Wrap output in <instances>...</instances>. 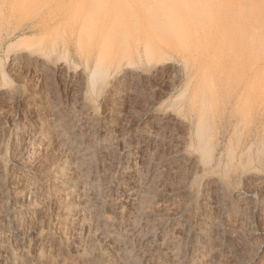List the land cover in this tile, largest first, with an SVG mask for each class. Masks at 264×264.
Segmentation results:
<instances>
[{
    "label": "bare ground",
    "instance_id": "obj_1",
    "mask_svg": "<svg viewBox=\"0 0 264 264\" xmlns=\"http://www.w3.org/2000/svg\"><path fill=\"white\" fill-rule=\"evenodd\" d=\"M1 3L4 5L5 4V1L6 0H0ZM54 3L56 8L59 9V11L64 15V18H62V20L59 23L57 29L54 31L55 35L52 36V37H49L48 41L49 43H51V45L54 44V42L56 41V39H58L60 37V34L59 33V29H62L64 32H67L68 33V43L69 41L73 43V45H75L76 47V50L85 58V59H89V58H93V61H92V64L93 66H91L92 68V77L89 76H86L87 78L91 77V80H90V85H91V89H93L92 91H94L95 89H99L98 90V93L100 92V87L101 85H103V82H105V79L107 77H109V72L111 69H115V68H120V76L118 78H116L115 80H112L108 86L106 87L107 90H106V95L107 97L114 91L116 90V88H118V86L121 85V88L124 86L126 87V85H129L130 87V83L131 81H133V79H138V80H142V79H147L148 77L150 76H153L154 78L159 76L160 74L164 73L166 70L168 69H171L173 71H177V66L176 64H172L171 62H169L172 58L174 59V57H172L170 60H168V57L169 56H173V55H177V56H181L183 58V61H185L187 64H191L193 65L192 67L195 69H197V73H198V83L196 84V86H194V88H192V90L190 91L191 92V99H190V103H191V106L193 108H195L197 111H198V122L196 125H198V129H197V137H198V144H199V152L196 154V153H191L190 155H188V151H190L192 149V145L190 143V138L189 137V141H183V144L181 145L182 141L180 142V145L179 147H181L179 149V151H177V149L179 148H176L175 151H177L178 155H182V158L184 155H188L187 157V163L189 162V165L190 167L193 166L195 167L194 168V174L190 172V174L192 175H195V173L197 172H200V170H203L205 167L204 165H208L209 163L207 161H209L208 158L209 154L207 155V153H210L207 152V145H208V137L210 135V133L208 132L209 130V127H212L210 126L213 121L212 120V116L214 114V107H215V99H221V98H218L217 95L218 94V90L220 88H223V89H226V87L228 86V84L230 83V79L232 78V76L234 75L238 84H239V88H240V91H241V95L240 97L238 98L237 100V104H236V108H235V113H236V116H234L235 118L237 117V126L235 128L233 121L231 122L230 120L231 119H234L231 118L235 113H233L232 111H230V114L232 116H230V119L228 118V120L233 124V128H235V135L236 136L237 134L239 135V133H241L243 130V127L245 128V124L246 121L250 120V119H253L255 115H263L264 114V0H13L11 5H10V9L13 11V10H28L30 8L32 9H38L41 8L43 9L42 7L46 6L48 3ZM5 6V5H4ZM51 6V5H50ZM3 8V7H2ZM1 8V9H2ZM6 10V9H5ZM37 10V11H38ZM49 10V9H48ZM40 11V10H39ZM3 12V11H1ZM0 12V13H1ZM8 12V11H7ZM36 13V11H35ZM3 14V13H2ZM45 14V13H44ZM51 15V14H50ZM54 15V14H53ZM52 15V16H53ZM61 16V15H60ZM2 17V16H1ZM52 18V17H51ZM50 18V20H51ZM48 19V18H47ZM1 21V20H0ZM46 21V20H45ZM53 21V20H52ZM2 22V21H1ZM48 22V21H47ZM8 23V22H7ZM45 23V22H44ZM45 29V27H44ZM1 30V29H0ZM62 30H61V33H62ZM42 31V30H41ZM46 31V30H45ZM1 32V31H0ZM39 32V31H38ZM15 33V32H14ZM32 33V32H31ZM40 33V32H39ZM16 34V33H15ZM16 36V35H15ZM10 38V37H9ZM35 38V37H33ZM39 37L35 38V42L33 40L34 43H36V40L38 39ZM22 39H25V38H22ZM45 39V38H44ZM16 40V38L14 39ZM21 40V39H20ZM19 41H17L18 44H15V47H18L19 45ZM59 40V39H58ZM1 41V40H0ZM25 41V40H24ZM44 41V40H43ZM15 42V41H14ZM21 42H23L21 40ZM26 42V41H25ZM28 42V41H27ZM26 42V43H27ZM8 43V42H7ZM33 43V44H34ZM6 44V43H4ZM3 44V45H4ZM12 44H14L12 42ZM23 44V43H22ZM40 44V43H39ZM42 44V43H41ZM26 45V44H25ZM25 45H23L22 47H24ZM8 46V45H7ZM13 46V45H12ZM34 46V45H33ZM41 46V45H38V47ZM58 46V45H57ZM6 47V46H5ZM72 47V46H71ZM74 47V46H73ZM8 48V47H6ZM11 48V47H10ZM55 48V47H54ZM5 49V48H4ZM13 49V50H14ZM19 49V47L17 48ZM30 50H26V51H23V52H19L18 54H10L9 52V57H7V54L6 52H4V54H6L5 57L9 58L8 60H10V62L12 64H14V62H18V60H21V62L23 61H31L32 63L35 62L37 64V66H40L41 68L45 69L46 71H53V72H61L60 74H62V72H64V70H66L65 68L68 67V62H64V60L62 61V56L61 55V61H58V62H54V59L52 57L55 56L54 53H52V57L50 55V53L48 52L49 50H44L42 48H39V49H31V46L29 48ZM66 49V48H65ZM6 50V49H5ZM51 50V49H50ZM4 51V50H3ZM10 51V50H8ZM58 51H61V49ZM57 51V52H58ZM74 51V50H73ZM55 52V50H54ZM1 53V52H0ZM3 53V52H2ZM17 53V52H16ZM61 53V52H59ZM68 53V51L66 52ZM66 53H64L65 55H67ZM70 57V56H69ZM68 59V57H66ZM64 58V59H66ZM60 59V57H59ZM176 59V58H175ZM174 59V60H175ZM71 60H73L71 58ZM179 60V59H178ZM7 61V59H6ZM80 61V60H79ZM9 62V61H8ZM7 62V64H8ZM20 62V63H21ZM72 62V61H71ZM70 62V63H71ZM78 62V61H77ZM178 62V61H177ZM1 63V62H0ZM19 63V64H20ZM34 63V64H35ZM81 63V61L79 62ZM84 63V62H83ZM142 63H144L143 65L145 66H151V68H149V71H151L150 74H147L146 72V67L145 66H142ZM24 64V63H23ZM21 64V65H23ZM26 64V63H25ZM28 64V63H27ZM35 64V66H36ZM82 64V63H81ZM185 64V63H183ZM185 64V65H187ZM16 65V64H15ZM29 66L31 65L30 62L28 64ZM28 65L27 68H28ZM67 65V66H66ZM73 65V64H72ZM71 65V66H72ZM75 65V64H74ZM177 65H180L181 64H177ZM185 65L183 67H185ZM7 66V65H6ZM13 66V65H12ZM25 66V67H26ZM85 66V65H84ZM189 66V65H187ZM2 67V65H1ZM9 67V66H8ZM7 67V68H8ZM24 66H22V68H20V71L23 69ZM33 67V65L31 66ZM39 67V68H40ZM183 67H181L182 69H184ZM36 68V67H34ZM187 68V67H185ZM9 69V68H8ZM6 69V71L8 70ZM14 69H17V68H14ZM19 69V68H18ZM33 69V68H32ZM37 69V68H36ZM81 69V68H80ZM85 69V68H84ZM151 69V70H150ZM195 69V70H196ZM2 70V69H0ZM29 71V68L27 69ZM40 70V69H39ZM71 70L72 67H71ZM71 70L69 72H71ZM170 70V71H171ZM187 70V69H186ZM11 71V70H10ZM35 71V69H34ZM38 71V70H37ZM36 71V72H37ZM78 71V70H77ZM76 71V72H77ZM112 71V70H111ZM169 71V72H170ZM173 71H172V75H173ZM182 71V70H181ZM180 71V72H181ZM13 71H11L12 73ZM16 72V71H15ZM14 72V73H15ZM19 72V70H18ZM22 72V71H21ZM32 72V71H31ZM41 72H44L43 70ZM53 72H49V74L53 73ZM178 72V71H177ZM177 72H176V76L177 75ZM183 72V71H182ZM3 73V72H1ZM8 73V71H7ZM17 73V72H16ZM24 73V72H23ZM23 73L21 75H23ZM46 74V72H44ZM66 72H64L65 74ZM72 73V72H71ZM86 73V72H85ZM113 73V72H112ZM116 73V72H115ZM189 73V72H188ZM193 73V72H192ZM10 74V72H9ZM8 74V75H9ZM33 74V73H32ZM48 74V75H49ZM54 74V73H53ZM69 74V73H68ZM76 74V73H75ZM78 74V73H77ZM83 74V73H82ZM80 72L78 75H82ZM166 74V73H164ZM164 74L162 75L163 78H164ZM169 74V73H168ZM175 74V72H174ZM184 74V73H183ZM195 74V73H194ZM2 75V74H1ZM4 75V74H3ZM13 75V74H12ZM16 75V74H15ZM13 75V76H15ZM20 75V76H21ZM39 75V74H38ZM42 77L43 78V73H41ZM63 75V74H62ZM70 75V74H69ZM116 75V74H115ZM171 75V73H170ZM190 76V74H188ZM197 75V74H195ZM11 76V75H10ZM11 76V77H13ZM19 76V75H18ZM19 76V77H20ZM26 76V75H25ZM24 76V77H25ZM60 76V75H59ZM66 76V75H65ZM76 77V75H74ZM112 76V74H111ZM162 76H159L160 78ZM182 76V74H181ZM17 77V76H16ZM61 77V76H60ZM69 77V76H68ZM72 77V76H71ZM74 77V78H75ZM85 77V76H83ZM174 77V76H173ZM172 77V78H173ZM183 77V76H182ZM182 77H181V81H182ZM2 78V77H1ZM0 78V79H1ZM22 78V77H21ZM47 78V77H46ZM45 78V79H46ZM48 78H51V75L48 77ZM53 78V77H52ZM63 78H64V75H63ZM70 78V77H69ZM68 78V79H69ZM73 78V77H72ZM73 78V80H74ZM171 78V79H172ZM16 79V78H14ZM57 79V78H56ZM86 79V78H85ZM88 79V80H89ZM162 79V78H161ZM166 79V78H165ZM170 79V77H169ZM168 79V80H169ZM175 79V78H173ZM172 79L171 82H173L174 80ZM20 80V78L18 79ZM17 80V81H18ZM23 80V79H22ZM108 80V79H107ZM156 80V79H155ZM154 80V82H155ZM159 80V79H157ZM156 80V81H157ZM164 80V79H163ZM180 80V79H178ZM178 80H177V83H178ZM193 80V79H192ZM216 80H218L219 83L216 84ZM232 80V79H231ZM16 81V80H14ZM41 81V80H40ZM47 81V80H46ZM46 81H44L46 83ZM60 81V80H59ZM72 81V80H71ZM148 81V80H147ZM191 81V80H190ZM195 81V80H194ZM24 82V80H23ZM51 82V80H50ZM54 82V81H53ZM62 82V81H61ZM82 82H85L82 80ZM87 82V81H86ZM85 82V83H86ZM137 82V81H136ZM135 82V83H136ZM146 82V81H144ZM159 82V81H158ZM167 82V81H166ZM176 82V81H175ZM186 82V81H185ZM6 83V82H4ZM22 83V82H21ZM28 83V82H27ZM79 83H81V80L79 81ZM89 83V82H87ZM86 83V84H87ZM134 81H133V86H135L134 84ZM141 83V82H140ZM161 83V81H160ZM168 83V82H167ZM170 83V82H169ZM168 83V84H169ZM184 83V82H183ZM73 84V83H72ZM76 84H77V81H76ZM148 84V83H147ZM146 84V86H148ZM152 84V82H151ZM150 84V85H151ZM158 84V83H157ZM155 83V85H157ZM167 84V85H168ZM171 84V83H170ZM189 84H192V82ZM8 85V84H7ZM30 85V84H29ZM48 85V84H47ZM47 85L46 88L48 87ZM52 85V84H51ZM55 85V84H54ZM71 85V84H70ZM78 85V84H77ZM131 85V86H132ZM138 85V83L136 84ZM142 85V84H141ZM149 85V87H150ZM154 85V86H155ZM162 85H164L162 83ZM174 85V83H173ZM183 85V84H182ZM233 85V83H232ZM27 86V85H26ZM44 86V85H43ZM81 86V84H80ZM82 86H85L84 83H82ZM81 88L85 89L86 90V87H82ZM132 86V88H133ZM143 86V85H142ZM160 88L162 87L161 84L159 85ZM166 86V85H165ZM169 86V85H168ZM189 85H187L185 88L187 89V91L189 90L187 87ZM218 86V87H217ZM137 87V86H136ZM135 87V88H136ZM139 87V85H138ZM137 87V88H138ZM167 87V86H166ZM172 87V88H171ZM179 87V86H178ZM182 87V86H181ZM19 88L20 90V87L19 85H16V86H12L11 88H3L0 90V98L1 97H7L9 96L11 93L17 91V89ZM44 88V87H43ZM76 88V86H75ZM78 88V87H77ZM80 88V87H79ZM78 88V89H79ZM127 88V87H126ZM141 88V86L139 87ZM138 88V89H139ZM183 88V87H182ZM181 88V89H182ZM219 88V89H218ZM238 88V87H237ZM236 88V89H237ZM238 88V89H239ZM29 89V88H28ZM39 89V88H38ZM82 89H79L80 91H83ZM137 89V90H138ZM147 89V88H146ZM151 89V87H150ZM165 89V88H164ZM169 89V88H168ZM170 89H173V86H170ZM169 89V90H170ZM186 89H182L181 91H185ZM222 89V90H223ZM35 90V89H34ZM40 90V89H39ZM46 90V89H45ZM48 90V89H47ZM50 90V89H49ZM57 90V88H56ZM78 90V91H79ZM97 90H95L96 92L94 94L97 93ZM120 90V89H119ZM122 90V89H121ZM124 90V88H123ZM134 90V88L132 89V91ZM135 90V92L137 91ZM155 90V89H153ZM152 89L151 91L154 92ZM158 90V89H157ZM168 90V91H169ZM177 90V89H175ZM229 90V89H228ZM234 90V89H233ZM31 91V90H30ZM74 91V90H73ZM130 91H131V88H130ZM128 91V92H130ZM131 91V92H132ZM140 91V90H139ZM160 91V90H158ZM157 91V92H158ZM163 91V90H162ZM172 91V90H171ZM180 91V90H179ZM185 91V92H187ZM238 91V90H237ZM240 91H238L236 94L240 93ZM19 92V91H18ZM21 92V91H20ZM41 92V91H40ZM103 92H105L103 90ZM127 92V91H126ZM134 92V93H135ZM151 92V93H152ZM174 92V91H173ZM185 92H184V95H185ZM23 93V92H22ZM54 93V91H53ZM72 93V92H71ZM75 93V92H74ZM77 93V92H76ZM79 93V92H78ZM89 93V92H88ZM93 93V92H92ZM121 93V92H119ZM125 93V92H123ZM144 93V92H143ZM148 93V92H147ZM159 93V92H158ZM165 93V92H164ZM163 93V94H164ZM166 93H167V89H166ZM165 93V95H166ZM43 94V93H42ZM41 94V95H42ZM46 94V93H45ZM52 94V92H51ZM59 94V93H58ZM116 94H118L117 92L115 93V96ZM122 94V93H121ZM131 96L134 95L133 92L130 93ZM138 94V92H137ZM161 94V92H160ZM159 94V96H160ZM224 94V93H223ZM235 96L233 95L234 98H236V95ZM20 95V94H18ZM44 95V94H43ZM55 95V93H54ZM73 95V94H72ZM80 95V93H79ZM78 95V96H79ZM88 95V94H87ZM119 95V94H118ZM127 95V94H126ZM140 95V94H139ZM143 95V94H142ZM150 95V94H149ZM153 95V94H152ZM156 95V94H155ZM154 95V96H155ZM173 95V94H172ZM180 95V93H179ZM183 95V94H182ZM182 95H180V97L182 98ZM183 95V97H184ZM188 95V93L186 94ZM190 95V94H189ZM25 96V94H24ZM32 96V95H31ZM60 96V95H59ZM96 96V95H95ZM101 96V94L99 93L96 97H99ZM104 96V94H103ZM102 96V97H103ZM121 96V95H120ZM119 96V97H120ZM129 96V95H128ZM127 96V97H128ZM131 96H129L128 98H132ZM153 96V98H154ZM158 96V97H159ZM168 96V95H167ZM229 96V95H228ZM230 96H231V93H230ZM20 97V96H19ZM26 97V96H25ZM41 96L39 95V98ZM43 97V96H42ZM52 97V96H51ZM82 97V96H81ZM81 97L79 98L81 100ZM86 97V96H85ZM88 97V96H87ZM101 97V99H102ZM111 97V95H110ZM113 97V95H112ZM111 97V98H112ZM123 97V95H122ZM134 97V96H133ZM140 97V96H139ZM172 97V96H171ZM175 97H176V93H175ZM178 97V96H177ZM175 98L178 102L181 101V98ZM232 97V99H233ZM11 98V97H10ZM9 98V99H10ZM16 98V97H15ZM24 98V97H23ZM30 98V97H29ZM28 98V100H29ZM46 98V96L44 97ZM54 98V97H53ZM56 98V97H55ZM58 98V97H57ZM62 98V97H60ZM64 98V97H63ZM76 99L77 98V95L76 97H74ZM90 98V97H89ZM106 98V97H105ZM109 98V97H108ZM110 98V99H111ZM125 98V96L123 97ZM159 98H164L163 96L162 97H159ZM185 98V97H184ZM8 99V100H9ZM12 99V98H11ZM42 99V98H41ZM67 99V98H65ZM75 99V100H76ZM92 99V98H91ZM100 99V98H99ZM110 99L108 102H110ZM114 99V98H113ZM112 99V101H113ZM116 99V98H115ZM114 99V100H115ZM126 99V98H125ZM124 99V100H125ZM136 99V98H135ZM139 99V98H138ZM144 99V97H143ZM174 99V98H173ZM180 99V100H179ZM183 99V98H182ZM216 99V100H217ZM1 100V99H0ZM4 100V99H3ZM14 100V99H13ZM30 100H32L30 98ZM43 100V99H42ZM52 100L54 99H51V104H53L54 107H56L58 109V114L61 115L60 116V119L62 118L63 120L65 119V117H68V113H70L68 111L67 108H62V107H59L55 104L56 102H53L52 103ZM56 100H61V99H56ZM74 100V101H75ZM78 100V101H80ZM83 100V99H82ZM106 100V99H105ZM108 100V99H107ZM119 100V99H118ZM126 100H129V99H126ZM149 100V99H148ZM157 100V98H156ZM155 100V102H156ZM175 100V101H176ZM5 101V100H4ZM22 101V100H21ZM26 101V100H25ZM36 101H40V100H36ZM44 102L46 100H43ZM49 101V100H47ZM77 101V100H76ZM77 101V102H78ZM84 101V100H83ZM183 101V100H182ZM187 101V100H186ZM189 101V100H188ZM218 101V100H217ZM223 101V100H222ZM221 101V102H222ZM229 101V99H228ZM232 101H236V100H232ZM7 102V101H6ZM10 104L11 105V101L9 100ZM16 102V100H15ZM87 102V100H86ZM91 102V101H90ZM101 102V105H102V101ZM107 102V103H108ZM132 102V101H131ZM147 102V100H146ZM160 102V101H159ZM220 102V101H219ZM19 103V102H18ZM43 103V102H42ZM47 103V102H46ZM45 103V105H47ZM49 103V104H50ZM60 104H62L63 102H59ZM58 103V105H59ZM73 102H71V105H72ZM79 103V102H78ZM83 102H81L82 104ZM114 103V102H113ZM112 103V104H113ZM140 103V102H139ZM153 104L154 101L152 102ZM151 103V104H152ZM172 103V102H171ZM175 102L173 101V104ZM226 103V102H225ZM236 103V102H235ZM17 104V103H16ZM20 104V103H19ZM23 104V103H22ZM26 104V103H25ZM30 106L32 108L33 104L30 102ZM55 104V105H54ZM65 104V103H64ZM68 104V103H67ZM77 104V103H76ZM81 104H79V106H81ZM104 104L106 105V102H104ZM135 104V103H134ZM147 104V103H146ZM152 104V105H153ZM157 104V103H156ZM176 104V103H175ZM180 104V103H179ZM182 104V103H181ZM215 104V105H214ZM230 104V102H229ZM4 103L1 105L2 107L1 108H4L3 107ZM13 105V103H12ZM11 105V106H12ZM63 105V104H62ZM84 105V104H83ZM86 105V104H85ZM87 105H90V104H87ZM123 105V104H122ZM151 105V107H152ZM159 105V104H158ZM220 105V103H219ZM222 105V104H221ZM221 105L219 107H221ZM10 106V107H11ZM25 106V105H23ZM27 106V105H26ZM29 106V105H28ZM42 106V105H41ZM49 106V105H48ZM61 106V105H60ZM74 105H72V108ZM93 105H91V108H92ZM109 104H108V109L109 108ZM116 106V105H115ZM131 106V105H130ZM169 106V105H168ZM177 106V105H176ZM184 105H182V108ZM187 106V105H186ZM230 105H228L229 107ZM232 106V105H231ZM230 106V107H231ZM235 106V104H234ZM13 107V106H12ZM47 107V106H46ZM66 107V104L65 106ZM68 107V106H67ZM78 107V105H77ZM85 107V106H84ZM104 106L101 107V109L103 108ZM117 107V106H116ZM115 107V108H116ZM9 107H5L4 109L0 110V121L2 120H5L7 122H11L13 123V125L16 127V129H20L22 128L21 126V122L19 120H16L14 121L13 119H11V116L12 114L10 113V109H8ZM22 108V107H21ZM20 108V109H21ZM24 108V107H23ZM35 108V107H34ZM53 108V107H52ZM50 108V109H52ZM83 108V106H82ZM118 108V107H117ZM134 108V107H133ZM164 108H167L164 107ZM173 108H176V107H173ZM232 108V107H231ZM15 109V108H14ZM13 109V110H14ZM45 109V108H44ZM55 109V108H53ZM56 109V110H57ZM81 109V107H80ZM89 109V107L87 108ZM104 109V108H103ZM153 109V108H152ZM156 109V108H155ZM169 108H167V111H168ZM227 109V108H226ZM24 111V109H22ZM27 110V108H26ZM30 110V109H28ZM32 110H34L32 108ZM31 110V112H32ZM47 110V109H46ZM72 110V109H70ZM75 110H77L76 108L73 110L74 112H76ZM83 110H85V108H83ZM106 110V109H105ZM179 110L180 108L178 109V113H179ZM218 110V108H217ZM224 110V109H223ZM232 110V109H231ZM15 111V110H14ZM38 111V110H37ZM52 111V110H51ZM78 111V110H77ZM86 111V110H85ZM103 111V110H102ZM108 111V110H107ZM154 111V109H153ZM228 111V110H227ZM81 112H83L81 110ZM79 112V113H81ZM117 112V111H116ZM151 112V111H150ZM174 109H171L169 110V112H166V114L164 115V120L165 122L168 124H172L174 127L175 126H178V127H185V123L178 115ZM190 112V111H189ZM216 112V111H215ZM233 114H232V113ZM20 113L23 114V112L21 111ZM25 113V111H24ZM30 113V112H29ZM37 113V112H36ZM40 113V112H39ZM50 112H48L49 114ZM53 113H55V111L53 110ZM72 113V112H71ZM77 113V112H76ZM75 113V114H76ZM84 113V112H83ZM86 113H90V112H86ZM115 113V112H114ZM113 113V114H114ZM165 113V112H164ZM193 113V112H192ZM216 113H219V112H216ZM215 113V114H216ZM26 114V113H25ZM34 114V113H33ZM43 114V113H42ZM56 114V113H55ZM104 114V113H103ZM126 114V113H124ZM187 114V113H186ZM15 115V114H14ZM38 115V114H37ZM83 114L81 113V116ZM105 115H107L105 113ZM110 115V113H109ZM163 115V114H162ZM161 115V116H162ZM195 115V114H193ZM193 115L191 114V116L193 117ZM229 115V114H228ZM22 116V115H20ZM58 116V115H57ZM80 116V114H79ZM78 116V117H79ZM87 116V115H86ZM89 116L91 115H88L87 118H89ZM104 116V115H103ZM111 116V115H110ZM142 116V115H141ZM159 116V114H158ZM157 116V117H158ZM185 116V115H184ZM197 116V115H196ZM26 117V116H25ZM24 117V118H25ZM36 117V116H35ZM41 117V115L39 116ZM74 117V116H73ZM76 117V116H75ZM83 117V116H82ZM93 119H97L95 118L96 116H92ZM100 117V116H99ZM109 117V116H108ZM150 117V116H149ZM183 117V116H182ZM260 117V116H259ZM14 118V117H12ZM20 117H18L19 119ZM23 118V120H24ZM31 118V117H30ZM38 118V117H37ZM87 118H85L87 120ZM111 118V117H110ZM109 118V120H110ZM117 118V117H116ZM115 118V119H116ZM159 118V117H158ZM157 118V119H158ZM188 118V117H186ZM215 118V117H214ZM264 118V117H263ZM262 118V119H263ZM21 119V118H20ZM28 119V118H27ZM48 119V118H47ZM50 120H54L56 119L53 118L51 119V114H50V117H49ZM69 119V118H68ZM67 119V120H68ZM76 119V118H75ZM80 119V118H78ZM77 119V120H78ZM84 119V120H85ZM90 119V118H89ZM99 119V118H98ZM97 119V120H98ZM105 119V118H104ZM126 119V118H125ZM149 119V118H148ZM156 119V120H157ZM217 119V118H216ZM32 120V118H31ZM36 120V119H35ZM33 120V121H35ZM42 120V119H41ZM71 120V119H70ZM74 120V119H73ZM76 120V121H77ZM85 120V121H86ZM150 120V119H149ZM155 120V121H156ZM214 120V119H213ZM223 120V119H222ZM257 120V119H256ZM254 119V121H256ZM259 120V119H258ZM257 120V121H258ZM25 121V120H24ZM29 121V120H28ZM49 121V120H48ZM59 121V120H58ZM62 120H60L61 122ZM65 123L63 122L62 124L60 123V125H58V127H55L54 124L53 125H49L48 124V128L46 127V129H44L43 127H39L38 125L34 128V132H32L33 130H29L33 133L32 135V138L31 139H27L24 134H22V132L18 134L21 138V141H20V144H22L21 146V149L20 150H16V146H15V150L13 151L11 149V156L9 158V162L10 164L12 165V168L16 166V161L17 159L20 158V156L24 155V153L22 154V152H24V149L26 147V145H28V142L30 140L33 141L34 143L38 144V143H43V141H46L49 137L52 138L50 139L49 143H51V151H57L58 148L61 147L63 153H68V150L70 151V157H67L66 160L64 159H59L58 157H55V155L59 154H55V153H52L55 154L53 157L54 158H57L58 160H54V161H48L47 162L49 163V167L45 168V167H42L44 168V170H39L36 168H33L34 167V164L32 166L28 164H25V165H29V166H32L33 170H30L29 168V171L27 172L25 169H22L20 173H22L21 175L23 176L20 180V182L18 183L17 180H15L18 184H15L14 183H11L12 181H9V178L7 179V181L9 182V186H4L0 183V262L3 261L4 264H68V258L66 260V257L65 259L63 258H60V256L62 255V251L64 249H62V251H60V255H55V256H59V257H55L52 252V250H48L46 249V245L49 246L48 243L49 240L51 239L53 241V243L56 244V233H60L61 231H63V224L64 223H67L68 222V219L75 215L74 213L77 211L78 214L77 216L79 215V218H77V223L75 221V224H78L80 225L81 227H83V231L84 230H88L90 227L92 226H95V224H97L96 227H98V230L97 232L95 231V234L93 236L92 234V238H91V243L92 241H94L93 244H96L98 242L95 243V240L98 241V239L100 240V238H102L103 236H107L111 241H112V244L115 245V250L114 252H116V256L114 259H112L114 257V254L112 256V262L109 260V258L107 257L106 254L102 253L101 251L100 252H96V253H91V254H81L80 255V263L81 264H121V262H127V264H138L139 261V257L142 258L140 260H146L148 262V259H149V256L151 255L150 253H152L151 251L149 252L147 250V248H144L145 246L144 245H148L146 243H150V241L153 239L154 243H156L155 245H157L156 247L160 249L161 247V250L165 251L167 254L171 255V257L173 256V263L171 264H194L196 262H199L198 264H208V263H211V262H208L211 257H212V251L214 250L215 248V243H212V238L209 237V240L208 238L206 239V235L205 234L204 236H202V238L200 240H195L194 237H189V241H187L186 239V243L184 241L181 240V237H183L184 239V236L181 234V228L180 229H177V230H170L169 229H166V221H162V217H161V223L162 222H165V226H160L158 224H156L154 222L155 219L153 218H156V217H153L152 220H146V216H144V219L141 217V214L140 211L138 210V208H135V206L137 205L136 203V195H140L139 193L137 194V192H141L142 190H144V188L142 187L141 189V184L143 182H146V180H149L150 179H145L143 181V179L141 180L142 183L140 184L139 180V185H135L134 187H132L130 189V192L127 190V192H129L128 194H126L125 196H123L122 194V197H121V191L119 192L120 194H118L119 198L121 199L120 202H118V200H120L118 198V200L116 198L113 197V195H111L110 193L106 192L105 190H103V188L101 187V183L99 185L98 181H102L101 178L102 176H105V174L103 173L102 176L100 175V180L99 179H96L97 178V175H96V178L94 177V175L91 174V170L92 168H84L83 166V163H85L86 160H96L98 161L99 158L97 156H95L94 154L96 152L93 153V151L90 150V145H80V146H77V144H79L81 140H79L78 136L74 135L75 136H72V138L68 141V138L67 139H64L63 137L65 136V134L67 133L68 134V129H69V124L68 122H66V120H64ZM69 121V120H68ZM80 121V120H79ZM78 121V122H79ZM88 121V120H87ZM94 121V120H93ZM101 121V120H99ZM98 121V122H99ZM105 122V120H103ZM112 121V120H111ZM121 121V120H120ZM160 121V120H159ZM191 121V118L190 120ZM215 121V120H214ZM226 121V120H225ZM236 121V119H235ZM264 121V120H263ZM31 122L28 123V125L30 124L31 125ZM50 122V121H49ZM53 122V121H52ZM57 122V121H55ZM74 122V121H73ZM77 122L78 125H80L79 123ZM90 122V121H89ZM96 122V120H95ZM97 122V123H98ZM103 122V123H104ZM108 122V121H107ZM146 122V121H145ZM149 122V121H148ZM163 122V121H161ZM165 122H164V125H165ZM196 122V121H195ZM216 122V121H215ZM229 122V123H230ZM252 122V121H251ZM4 125V122H2ZM10 123V124H11ZM25 123V122H24ZM35 123L37 124V122L35 121ZM40 122H38L39 124ZM45 124V122H43ZM81 123V122H80ZM87 122H85L86 124ZM102 123V122H101ZM150 123V122H149ZM154 123V122H153ZM157 124L158 121L156 122ZM155 123V124H156ZM228 123V122H227ZM250 123V122H249ZM248 123V124H249ZM261 123V122H260ZM1 124V123H0ZM23 124V123H22ZM34 124V122H33ZM34 124V125H36ZM41 124V123H40ZM59 124V123H57ZM91 124V122H90ZM93 124V123H92ZM96 124V123H95ZM99 124V123H98ZM97 124V125H98ZM108 124V123H107ZM121 124V123H120ZM253 124V123H252ZM257 124V123H255ZM1 125V127H2ZM9 125V124H7ZM12 125V126H13ZM43 125V124H42ZM73 125V124H72ZM88 125V124H87ZM105 125V124H104ZM114 125V124H113ZM111 126V128H113L114 126ZM116 125H118L116 123ZM115 125V126H116ZM147 125V123H146ZM145 125V126H146ZM160 125V124H159ZM163 124H161L162 126ZM163 125V126H164ZM191 125V124H190ZM189 125V126H190ZM195 125V124H194ZM231 125V124H230ZM229 125V126H230ZM254 125V124H253ZM262 125V124H261ZM96 126V125H95ZM101 126V125H100ZM151 126V125H150ZM158 126V125H157ZM156 126V128H157ZM172 126V127H173ZM193 126V125H192ZM232 126V125H231ZM25 127V125L23 126ZM76 127V125H75ZM78 127V126H77ZM147 127V126H146ZM149 127V126H148ZM188 127V126H187ZM186 127L187 130H189L188 128ZM248 126L246 125V128ZM253 127L254 129V126L251 125L250 129ZM258 127L259 130H261L259 128V126H256ZM6 128V127H5ZM11 128V127H10ZM13 128V127H12ZM73 128V127H72ZM83 128H84V124H83ZM144 128V126H143ZM162 128V127H161ZM168 127H166L167 129ZM232 128V130H233ZM7 131L4 132V136H8L9 135V131H8V127L6 128ZM5 129V130H6ZM15 129V130H16ZM80 129V128H79ZM109 129V128H108ZM116 129V128H115ZM147 129V128H146ZM150 129V128H149ZM154 129V128H153ZM151 129V130H153ZM159 129V127H158ZM163 129V128H162ZM166 129H163V130H166ZM169 129V128H168ZM179 129V128H178ZM191 129V128H190ZM195 129H196V126H195ZM211 129V128H210ZM228 129V128H227ZM25 130V128L23 129ZM70 130V129H69ZM96 130V129H95ZM94 130V131H95ZM103 130V129H102ZM105 130V129H104ZM133 130V129H132ZM142 130V128H141ZM144 130V129H143ZM156 131V129H154ZM170 130V129H169ZM174 130V129H172ZM171 130V131H172ZM215 130V129H214ZM214 130L211 129V131L214 132ZM230 130V129H229ZM228 132H231V135H232V131H229ZM245 130V129H244ZM258 130V131H259ZM1 131V130H0ZM22 131V129H21ZM73 131V129H72ZM71 131V133H72ZM80 131V130H79ZM84 131V130H83ZM82 131V132H83ZM92 131V130H91ZM99 131V130H98ZM101 131V130H100ZM99 131V132H100ZM126 131V130H125ZM154 131V133H155ZM158 131V130H157ZM162 131V130H161ZM167 131V130H166ZM166 131H164V133L166 134ZM180 131V130H179ZM184 131V130H183ZM219 131V130H218ZM252 131V130H251ZM257 131V129H256ZM263 131V130H262ZM16 132V131H15ZM25 132V131H24ZM27 132V131H26ZM78 132V131H77ZM76 132V133H77ZM102 132V131H101ZM128 131L126 132H123V133H127ZM130 132V130H129ZM134 132V131H132ZM140 132V131H139ZM169 132V131H168ZM177 132V131H176ZM188 132V131H187ZM190 132V131H189ZM193 132H194V127H193ZM196 132V131H195ZM254 132V131H253ZM252 132V133H253ZM1 133V132H0ZM13 133V131H12ZM28 133V132H27ZM30 133V132H29ZM28 133V134H29ZM70 133V134H71ZM93 133V132H92ZM91 133V134H92ZM104 133V132H103ZM116 133H119L118 131H116ZM115 133V135H116ZM144 133V132H142ZM149 133V132H148ZM147 133V134H148ZM151 131H150V135L151 136ZM157 133V132H156ZM155 133V134H156ZM161 133V132H160ZM163 133V134H164ZM170 133V132H169ZM172 134H175V132H171ZM186 132H181V135H185ZM219 133V132H218ZM246 133V132H245ZM251 133V134H252ZM15 135H17L16 133H14ZM13 134V136H14ZM31 134V133H30ZM89 134V133H88ZM102 134V133H101ZM114 134V133H113ZM112 134V135H113ZM133 134V133H132ZM138 135V133H136ZM141 134V132H140ZM146 134V135H147ZM159 134V133H158ZM162 134V135H163ZM164 134V135H165ZM178 134V132H177ZM176 134V138L180 136V134L177 135ZM196 134V133H194ZM250 134V133H249ZM17 135V136H18ZM26 135V134H25ZM69 135V134H68ZM73 135V134H72ZM80 135H82V133L80 132ZM87 135V134H86ZM90 135V134H89ZM124 135V134H123ZM123 135H116L115 137V146H122L123 143H125L123 141L124 138ZM127 135V134H126ZM128 135L130 136L131 134L128 133ZM127 135V136H128ZM153 135V134H152ZM161 135V134H160ZM168 135V134H167ZM166 135V136H167ZM170 135V134H169ZM213 135V133H212ZM211 135V136H212ZM227 135H230V133H228ZM243 135V138H242V141L243 143L246 142L247 139L250 140V137L251 136H247L246 134L242 133ZM242 135H239L242 136ZM253 135H256V134H253ZM258 135V134H257ZM29 136V135H28ZM84 136V135H83ZM88 136V135H87ZM96 136V135H95ZM126 136V137H127ZM141 136V135H140ZM148 136V137H149ZM216 136V135H215ZM220 136V134H219ZM259 136H261L260 132H259ZM3 136L0 137V139L2 138ZM30 137V136H29ZM92 137V136H91ZM111 137V135L109 136ZM109 137H107L108 139H110ZM125 137V136H124ZM136 137V136H135ZM139 137V136H138ZM158 137V136H157ZM165 137V136H164ZM169 137V136H168ZM167 137V138H168ZM185 137V136H184ZM187 137V136H186ZM185 137V138H186ZM214 137V136H212ZM210 137V139L212 138ZM227 137V136H226ZM233 137V136H230V138ZM238 137V138H239ZM256 137V136H255ZM13 138V137H12ZM15 138V137H14ZM83 138V137H82ZM88 138V137H87ZM95 138V137H94ZM145 138V136H144ZM163 138V137H162ZM173 137H171L172 139ZM175 138V137H174ZM173 138V139H174ZM234 139H237L236 137H233ZM252 138V137H251ZM261 138V137H260ZM63 139L65 140V143L63 142ZM102 139V138H101ZM104 139V138H103ZM107 139V140H108ZM149 139V138H148ZM151 139V138H150ZM156 139V138H154ZM158 139V138H157ZM166 139V138H164ZM163 139V140H164ZM170 139V137H169ZM168 139V140H169ZM170 139V140H171ZM180 141V137L178 138ZM181 139H182V136H181ZM194 139V137H193ZM209 139V140H210ZM213 139V138H212ZM227 139V138H226ZM233 139V140H234ZM255 139V138H253ZM257 139V138H256ZM15 140V139H13ZM19 140V139H18ZM83 140V139H82ZM98 140V139H97ZM114 140V139H113ZM112 140V141H113ZM137 140V139H136ZM139 140V139H138ZM137 140V142H138ZM152 140V139H151ZM160 140V139H159ZM162 140V142H163ZM216 140V139H215ZM231 140V139H230ZM229 140V142H230ZM248 140V141H249ZM84 141V140H83ZM82 141V142H83ZM105 141V140H103ZM128 141V140H127ZM135 141V139L133 140ZM142 141V140H141ZM144 142L146 141L143 140ZM150 141V140H149ZM164 141H167L164 140ZM173 141V140H172ZM196 141V140H195ZM194 141V143H195ZM224 141V140H223ZM232 141V140H231ZM239 140H237L236 142H238ZM254 141V140H252ZM260 141V140H258ZM258 141H255V142H258ZM263 141V140H262ZM261 141V142H262ZM3 142V139L1 141V143ZM13 142V141H11ZM16 142V141H15ZM14 142V143H15ZM32 142V144H33ZM48 142V141H47ZM69 142V143H68ZM81 142V143H82ZM143 142V143H144ZM153 142V141H151ZM157 142V141H155ZM153 142V143H155ZM217 142H219L217 140ZM216 142V143H217ZM233 144L235 142L232 141ZM231 142V143H232ZM254 142V143H255ZM19 144V142H17ZM80 143V144H81ZM109 143V142H107ZM114 143V142H113ZM130 143V141L128 142ZM141 143V142H140ZM149 143V142H148ZM147 143V145H148ZM161 143V142H159ZM167 142H165V145L167 146L166 144ZM174 143V142H173ZM171 143V144H173ZM178 143V142H177ZM214 144V142H212ZM212 143L209 142V145L211 144V146H214L212 145ZM221 143V142H220ZM225 143V142H224ZM227 143V142H226ZM231 143H228L229 145ZM242 143V142H240ZM252 143V144H254ZM12 145V143H9ZM131 144V143H130ZM134 144V143H133ZM257 144V143H256ZM31 145V143L29 144ZM40 145V144H39ZM109 145V144H108ZM111 145V144H110ZM109 145V146H110ZM113 145V144H112ZM132 145V144H131ZM146 144H142V147H145ZM146 145V146H147ZM157 145V144H156ZM159 145H162V144H159ZM165 145H163L165 147ZM169 145V144H168ZM194 145V144H193ZM216 145V144H215ZM223 145V144H222ZM227 145V144H226ZM225 145V146H226ZM232 145V144H231ZM238 145V143H237ZM243 145V144H242ZM241 145V146H242ZM247 144H245L246 146ZM264 145V144H263ZM13 146V145H12ZM38 146V145H37ZM36 146V147H37ZM108 146V147H109ZM133 146V145H132ZM139 146V145H137ZM141 146V145H140ZM151 145H148V147H150ZM154 146V145H153ZM152 146V147H153ZM232 146H235L232 145ZM254 146V145H252ZM257 146V145H256ZM258 146H259V143H258ZM257 146V147H258ZM20 148V146H18ZM28 147V146H27ZM155 147V146H154ZM158 147V146H157ZM161 147V146H160ZM159 147V148H160ZM171 147V146H170ZM173 147V146H172ZM229 147V146H228ZM231 147V146H230ZM236 147V146H235ZM234 147V149H235ZM238 148L240 146H237ZM236 147V148H237ZM256 147V148H257ZM35 148V147H34ZM94 148H97V147H94ZM93 148V149H94ZM101 152H102V155L104 157L105 155V146H102V144L98 147ZM111 148V146L109 147ZM108 148V149H109ZM123 148V147H122ZM168 148V147H167ZM212 148V147H210ZM216 148H217V145H216ZM221 148V147H220ZM226 148V147H225ZM233 149V147H231ZM250 148V147H249ZM255 148V146L253 147ZM252 148V149H253ZM264 148V146H263ZM263 148H260L259 151ZM39 149V148H38ZM45 149V148H44ZM43 149V150H44ZM49 149V147H48ZM112 149V148H111ZM118 149V148H117ZM116 149V150H117ZM125 149V148H124ZM136 149H138L136 147ZM147 149V148H146ZM144 149V153H145V150ZM150 149V148H149ZM166 149V148H165ZM164 149V150H165ZM174 149V147H173ZM172 149V153H174ZM196 149V148H195ZM231 149V150H232ZM47 151V149H45ZM60 150V149H59ZM114 150V149H113ZM122 149H118V151H120ZM131 150H134L131 149ZM153 150V149H152ZM156 150V148H155ZM163 151V149H161ZM213 151V148L210 149ZM220 150H223V149H220ZM226 150V149H225ZM224 150V151H225ZM237 149H235L234 153H233V156L231 157L230 159V162L228 164V162L226 163V166L227 168L225 167H221V169L225 168L226 171H225V182L222 184V182L220 183V187H221V184L224 185V186H233L235 184H237L239 182V180L241 179H245V180H250L251 182H255L256 184H258L257 186H255V188L257 187L256 190H262L264 187V150L263 151H260V154H256L255 156H253L252 154V150L251 149H248L247 146L240 148L238 149L239 152H236ZM26 151V150H25ZM42 151V150H41ZM40 151V152H41ZM45 151V152H46ZM49 151V150H48ZM61 151V152H62ZM96 151V150H95ZM123 151V150H122ZM139 151V149H138ZM161 151V152H162ZM193 151V150H192ZM212 151H211V154H212ZM219 151V150H218ZM221 152V153H224ZM228 151V150H227ZM227 151H225V153H227ZM254 151L256 152V150H253V153ZM34 152V151H33ZM37 152V151H36ZM45 152H43V156H45ZM58 152V151H57ZM60 152V153H61ZM133 152V151H132ZM135 152V151H134ZM147 152V151H146ZM153 152H158V149L157 151H153ZM161 152L159 151L158 153L161 154ZM169 152V151H168ZM7 153V146H4V144H0V177L1 175L3 174L4 171L8 170V165L6 164V162L4 161L5 159V155ZM38 155H39V150H38ZM63 153L61 155H63ZM98 154L99 151L97 152ZM110 155H112L111 153V150H110ZM130 153V152H129ZM137 153V152H135ZM148 153V152H147ZM146 155H149L147 154ZM213 153H215L213 151ZM230 153V152H229ZM229 153H227L226 155H228ZM230 153V155L232 154ZM22 154V155H21ZM26 154V153H25ZM49 154V152H48ZM107 154V153H106ZM123 154V152H122ZM125 154V153H124ZM138 154H141V152ZM152 154V153H151ZM155 154V155H156ZM175 155H177L176 153H174ZM218 154V153H217ZM18 155L19 158H18ZM42 155V154H41ZM41 155H39L41 157ZM51 155V154H49ZM52 155L51 157H46L47 159H52ZM102 155H98L99 157H101ZM109 155V154H108ZM117 155V154H116ZM128 155V154H127ZM135 155V154H133ZM137 155V154H136ZM142 155V154H141ZM140 155V156H141ZM145 155V157H146ZM154 156V153L152 154ZM159 155V154H158ZM156 155V156H158ZM164 158V156H166L165 154L163 155V152L161 154ZM159 155V156H161ZM172 154L170 153V156ZM220 155V154H219ZM225 155V154H223ZM225 155V156H226ZM27 156V155H26ZM68 156V155H67ZM113 156V155H112ZM123 156V155H122ZM126 156V155H125ZM124 156V157H125ZM131 156V155H130ZM144 156V155H143ZM141 156V157H143ZM151 156V155H149ZM147 156V158L149 157ZM156 156H155V160L159 159L157 157L156 159ZM208 156V157H207ZM24 157V156H23ZM28 157V156H27ZM62 157V156H61ZM108 157V156H107ZM110 157V156H109ZM133 157V156H132ZM169 158V156H166ZM177 157V156H176ZM230 157V156H229ZM31 158V157H30ZM38 158V157H37ZM45 158V157H44ZM53 158V159H54ZM64 158V157H63ZM68 158H71V161L69 162H72V170H70L71 172L73 171V176L72 178L70 177V182L68 184L67 183H64L62 180V170H65L64 168L68 167ZM111 158V157H110ZM119 158V157H118ZM121 158V157H120ZM128 158V156L126 157ZM131 158V157H130ZM135 158V156H134ZM138 158V156H137ZM151 158V157H150ZM173 158V157H172ZM180 158V157H179ZM217 158V157H216ZM22 159H26L27 158H22ZM21 159V160H22ZM41 159H43L41 157ZM101 159V158H100ZM109 159V158H108ZM129 159V158H128ZM127 159V160H128ZM136 159V158H135ZM143 159H146L143 157ZM167 159V158H166ZM170 159V158H169ZM175 159V158H174ZM178 159V158H177ZM177 159H176V162H177ZM220 159V163L222 162L221 158H218L217 161H219ZM228 159V158H227ZM23 160V161H24ZM70 160V159H69ZM106 160V158L104 159ZM110 160V159H109ZM117 160V159H116ZM120 160V159H119ZM118 160V161H119ZM126 160V161H127ZM131 160V159H130ZM138 160V159H136ZM150 159H148L149 161ZM172 160V159H171ZM180 160H184V159H179ZM28 161V160H27ZM33 161V160H32ZM39 161V160H37ZM100 161V160H99ZM98 161V164H100ZM112 161V160H111ZM117 161V162H118ZM134 160H132L133 162ZM142 161V160H141ZM147 161V160H146ZM158 161V160H157ZM163 161V160H161ZM159 161V164L160 162ZM168 161V159H167ZM175 161V160H174ZM178 161V162H179ZM226 161V160H224ZM223 161V162H224ZM26 162V161H25ZM36 162V161H35ZM43 162V161H42ZM41 162V163H42ZM101 162H102V159H101ZM105 162V161H103ZM108 162V160H107ZM106 162V163H107ZM120 162V161H119ZM118 162V163H119ZM122 162V161H121ZM131 162V161H130ZM129 162V164H130ZM136 162V161H135ZM153 162V161H152ZM156 162V161H155ZM154 162V164H155ZM166 162V160H165ZM169 162H171L169 160ZM181 162V161H180ZM21 163V162H20ZM31 163V162H30ZM41 163H38L37 164H41ZM47 163V164H48ZM88 163V161H87ZM86 163V165H87ZM90 163V162H89ZM92 163V162H91ZM95 163V162H94ZM116 163V161L114 162V164ZM126 163V162H124ZM146 163V162H145ZM145 163L141 164L140 166L145 165ZM148 163H151V162H148ZM162 163V162H161ZM175 163V162H174ZM183 163V162H181ZM9 164V163H8ZM22 164V163H21ZM47 164L45 163L44 165L47 166ZM108 164V163H107ZM112 164V162H111ZM128 163L124 164V165H127V166H130ZM136 164V163H135ZM147 164V163H146ZM153 164V163H152ZM165 164V163H164ZM168 164V163H167ZM180 164V163H179ZM178 164V165H179ZM204 164V165H203ZM225 163L221 164V166L223 165L224 166ZM228 164V165H227ZM23 165V164H22ZM21 165V166H22ZM42 165V164H41ZM70 165V166H71ZM90 165V164H89ZM105 165V163L103 164ZM102 165V166H103ZM116 165V164H115ZM122 165V164H121ZM133 165V163H132ZM131 165V166H132ZM150 165V164H148ZM147 165V166H148ZM156 165L157 162H156ZM155 165V167H156ZM182 165V164H181ZM185 164H183L182 167H184ZM220 164H218L217 166H219ZM20 166V165H19ZM109 166V165H108ZM152 166V165H151ZM168 166V165H167ZM170 166V165H169ZM168 166V167H169ZM177 166V165H176ZM175 166V167H176ZM11 167V166H10ZM9 167V168H10ZM18 167V166H17ZM25 167V166H24ZM40 167V166H39ZM38 167V168H39ZM86 167V166H85ZM94 167V166H92ZM106 167V170H108V167L107 165H105ZM115 167V166H114ZM118 167H119V164H118ZM134 167V165H133ZM143 167V166H142ZM140 167V168H142ZM154 167V166H153ZM160 167V166H159ZM162 167V165H161ZM214 167V165H213ZM212 167V169H213ZM20 168V167H19ZM23 168V166L21 167ZM31 168V167H30ZM69 168V167H68ZM68 168L66 169V171L68 170ZM101 168V167H100ZM117 169V167H115ZM121 168V167H120ZM124 168V167H123ZM122 168V169H123ZM132 168V167H131ZM144 168V167H143ZM152 168V167H151ZM172 168V167H171ZM17 169V168H16ZM16 169L14 171H16ZM95 169V168H94ZM97 169V168H96ZM113 169V168H111ZM146 169V168H145ZM148 169V167H147ZM157 169V168H156ZM163 169V168H162ZM166 169V167L164 168ZM168 171L170 170L169 168H167ZM181 169V168H180ZM186 169V168H185ZM191 169H193L191 167ZM219 167H215V170L213 171L212 170V175L209 176L208 179H205L206 180V183L204 184L206 187L207 185H210V184H216L215 182L221 180V178L218 180V175H216V172L218 171ZM20 170V169H19ZM100 170V169H99ZM102 170V169H101ZM104 168H103V171L105 172L106 171ZM121 170V169H120ZM119 170V171H120ZM126 170V169H125ZM132 170V169H131ZM138 170V168H137ZM143 170V169H142ZM153 170V169H152ZM161 170V169H160ZM172 170V169H171ZM177 170V168H176ZM175 170V171H176ZM217 170V171H216ZM220 170V169H219ZM11 171V174L13 173L12 170ZM10 171L8 173H10ZM134 171V170H133ZM136 171V170H135ZM134 171V172H135ZM138 171H141V170H138ZM167 171V170H166ZM174 171V170H173ZM192 171V170H191ZM224 170H222V173H223ZM17 172V171H16ZM102 172V171H101ZM107 172V171H106ZM111 172V171H110ZM122 172V170H121ZM132 172V173H134ZM155 172V171H154ZM156 172H159L156 171ZM163 172V171H162ZM170 172V171H169ZM177 172V171H176ZM184 172V171H183ZM208 173V171H206ZM28 175H27V174ZM93 173H94V170H93ZM120 173V172H119ZM124 173V172H123ZM128 173V172H127ZM141 173V172H140ZM148 173V172H147ZM146 173V174H147ZM174 173V172H173ZM178 173V172H177ZM186 173V172H185ZM210 173V172H209ZM14 174V173H13ZM16 174V173H15ZM95 174V173H94ZM117 174V173H116ZM136 174V173H135ZM145 174V175H146ZM152 174V172L150 173ZM154 174V173H153ZM163 174V173H162ZM168 174V172H167ZM180 173H178L179 175ZM184 174V173H183ZM189 174V172H188ZM187 174V176H188ZM189 174V176H190ZM198 174V173H197ZM205 174V172H204ZM221 174V172H219V175ZM129 175V174H127ZM131 175V173H130ZM144 175V174H142ZM159 175V174H158ZM169 175V174H168ZM175 175V174H174ZM182 175V174H181ZM3 176V175H2ZM9 176V175H7ZM11 176V175H10ZM15 176V175H14ZM13 176V177H14ZM28 176V177H27ZM126 176V175H125ZM135 176V175H133ZM132 176V177H133ZM151 175H149L150 177ZM4 177V176H3ZM120 177V176H119ZM127 177V176H126ZM125 177V178H126ZM130 177V178H132ZM137 177V176H136ZM143 177V176H142ZM161 177V176H160ZM169 177V176H168ZM205 177V176H204ZM21 178V177H20ZM45 178V179H44ZM65 178V177H64ZM67 178V177H66ZM117 178V177H116ZM121 178V177H120ZM123 178V177H122ZM144 178V177H143ZM154 178V177H153ZM152 178V179H153ZM180 178V177H179ZM206 178V177H205ZM2 179V178H1ZM12 179V178H11ZM10 179V180H11ZM16 179V177L14 178ZM106 179V178H104ZM107 179H108V176H107ZM119 179V178H118ZM129 179V178H128ZM141 179V174H140V178ZM164 179V177H163ZM184 179V178H183ZM188 179V178H186ZM190 179V178H189ZM13 180V179H12ZM69 181V178L67 179ZM133 180V179H132ZM3 182V180H1ZM18 181H19V178H18ZM171 181V180H170ZM186 181V180H185ZM194 181V180H193ZM204 181V180H203ZM243 180H241L242 182ZM15 182V183H16ZM103 182V181H102ZM105 182V181H104ZM103 182V186H105L107 183ZM120 182V180H119ZM122 182V180H121ZM120 182V183H121ZM126 182V180H125ZM128 182V181H127ZM126 182V184H127ZM167 182V181H166ZM244 182V181H243ZM246 182V181H245ZM111 183V182H110ZM116 184V181L114 182ZM113 183V184H114ZM118 183V182H117ZM151 183V182H150ZM155 183V182H154ZM158 183V182H156ZM165 183V182H164ZM181 183V182H180ZM192 183H197L198 185V182L195 181V182H192ZM219 183V182H218ZM240 183V182H239ZM238 183V184H239ZM247 183V182H246ZM249 183V182H248ZM247 183V184H248ZM109 184V182H108ZM107 184V185H108ZM112 184V183H111ZM109 184V185H111ZM112 184V185H113ZM125 184V183H124ZM134 184V182H133ZM136 184V183H135ZM147 184V183H145ZM185 184V182H184ZM213 184V185H214ZM254 184V183H253ZM255 184V185H256ZM130 185V184H129ZM129 185L127 187H129ZM132 185V184H131ZM130 185V186H131ZM149 185V184H148ZM146 185V186H148ZM155 185V184H154ZM177 185V184H176ZM196 185V184H195ZM241 185V184H240ZM239 185V186H240ZM246 185V184H245ZM115 186V185H113ZM118 186V185H117ZM124 186V185H123ZM143 186V185H142ZM150 186V185H149ZM190 187V185H188ZM201 186V185H200ZM202 185V187H205ZM218 186V185H217ZM216 186V188H217ZM238 186V185H237ZM238 186V187H239ZM242 186V185H241ZM251 188H252V184L250 185ZM249 186V188H250ZM145 187V186H144ZM153 187V186H151ZM150 187V188H151ZM156 187V186H155ZM193 187L194 184H193ZM201 187V188H202ZM212 187V186H211ZM245 188V186H243ZM110 188V186H109ZM116 188V187H115ZM114 188V189H115ZM121 188V186H120ZM119 188V189H120ZM123 188V187H122ZM130 188V187H129ZM198 188V187H196ZM195 188V189H196ZM200 188V190H201ZM214 188V186H213ZM212 188V189H213ZM222 188V187H221ZM225 188V187H224ZM141 189V190H140ZM155 189V188H154ZM163 189V188H162ZM179 189V188H178ZM186 189V188H185ZM194 189V188H193ZM192 189V190H193ZM206 189V188H205ZM208 189V188H207ZM210 189V187H209ZM227 189V188H226ZM231 189V188H230ZM233 189V188H232ZM248 189V188H247ZM254 189V188H252ZM109 190V189H108ZM117 190V189H116ZM122 190V189H120ZM156 190V189H155ZM191 190V191H192ZM198 190V191H200ZM218 191H220L219 189H217ZM244 190V189H243ZM255 190V191H256ZM111 191V190H110ZM115 192V190H113ZM203 191V190H202ZM208 191V190H206ZM206 191H203V192H206ZM211 191V189H210ZM213 191H216V190H213ZM212 191V193H213ZM229 191V190H228ZM233 191V190H232ZM248 191V190H247ZM246 191V192H247ZM263 191V190H262ZM261 191V192H262ZM117 192V191H116ZM115 192V194H116ZM143 192V191H142ZM141 194H144L145 191ZM157 192V191H156ZM194 192V191H193ZM196 192V191H195ZM223 192V191H222ZM238 192V191H237ZM236 192V193H237ZM245 192V190H244ZM248 192H252L251 191H248ZM247 192V193H248ZM264 192V191H263ZM123 193V192H122ZM126 193V192H124ZM146 193H149V192H146ZM167 193V192H166ZM190 194V192H188ZM198 193V192H197ZM196 193V194H197ZM200 193V192H199ZM226 193V192H225ZM224 193V194H225ZM230 193V192H229ZM235 192H233L234 194ZM241 193V192H240ZM256 193V192H255ZM260 193V192H258ZM154 194V193H153ZM178 194V193H177ZM195 194V193H194ZM193 194V195H194ZM204 194V193H203ZM218 194V192H217ZM220 194V193H219ZM232 194V193H231ZM246 194V193H245ZM244 194V195H245ZM253 194V193H252ZM145 195V194H144ZM148 195V194H147ZM187 195V194H186ZM192 195V193L190 194ZM202 195V194H201ZM211 195V194H210ZM255 195V194H254ZM252 195V196H254ZM257 195V194H256ZM263 195V194H262ZM115 196V195H114ZM142 196V195H141ZM150 196V195H149ZM154 196V195H153ZM152 196V197H153ZM159 196V195H158ZM162 196V195H161ZM196 196V195H195ZM203 196V195H202ZM206 196V194H205ZM208 196V194H207ZM204 197V198H207ZM225 196V195H223ZM238 196L240 197L241 195L238 194ZM243 196V194H242ZM241 196V198H242ZM264 196V195H263ZM263 196L261 197L260 196V199L263 198ZM74 197H78L79 199L77 200L78 202H75L77 203L76 205H73L71 203L72 199H74ZM116 197V196H115ZM155 197V196H154ZM166 197V195H165ZM164 197V198H165ZM188 197V195L186 196ZM193 197V196H192ZM197 197V196H196ZM218 196L215 195L214 196V199L216 200ZM234 197V195H233ZM249 197V196H248ZM140 198V197H138ZM138 198H137V201H138ZM142 198V197H141ZM140 198V199H141ZM163 198V199H164ZM199 198V197H198ZM202 198V197H201ZM235 198V197H234ZM233 198V199H234ZM238 198V197H237ZM241 198L240 201H241ZM251 198V197H249ZM145 199V198H144ZM187 199V198H186ZM192 199V198H191ZM196 199V198H195ZM194 198L192 200H195ZM209 199V198H208ZM213 199V198H212ZM238 199V200H239ZM245 200V198H243ZM264 199V198H263ZM117 200V201H116ZM124 200V201H123ZM126 200V201H125ZM153 200V199H152ZM155 200V198H154ZM167 200V199H166ZM192 200L190 202H192ZM225 200V198H224ZM230 200V199H229ZM243 200V201H244ZM251 200V199H250ZM43 201H49L48 204H50V207L52 208L51 211H57L55 213V222H53L54 224L51 225V222H47L45 217L44 216V211H46L47 209H45V205L46 206H49L48 204H45L43 203ZM73 201V202H74ZM180 201V200H179ZM200 201V199H199ZM213 201V200H212ZM235 201V200H234ZM242 201V203H243ZM254 201V200H253ZM264 200H262L261 202H263ZM74 202V203H75ZM140 202V201H138ZM143 202V201H142ZM173 202V201H172ZM175 202V201H174ZM173 202V203H174ZM185 202V200L183 201ZM187 202V201H186ZM185 202V203H186ZM204 202V201H203ZM210 202V201H209ZM208 202V203H209ZM248 202L251 204L252 201H249ZM246 202V203H248ZM260 202V204H262ZM145 203V201H144ZM150 203H152L150 201ZM149 203V204H150ZM181 203V202H180ZM193 203V202H192ZM197 203V202H196ZM217 203V202H215ZM231 203V202H230ZM233 203V202H232ZM238 203V202H237ZM143 204V203H142ZM148 204V203H147ZM146 204V206H147ZM160 204V203H159ZM194 204V203H193ZM225 204V203H223ZM234 204V203H233ZM239 204V203H238ZM236 204V205H238ZM241 204V203H240ZM36 205V206H35ZM141 206V203L139 204ZM145 205V204H143ZM151 205V204H150ZM149 205V207H150ZM157 205V204H156ZM163 205V204H162ZM184 205V204H183ZM205 205V204H203ZM227 205V204H226ZM230 205V204H229ZM228 205V206H229ZM249 205V204H248ZM35 206V207H34ZM139 209L142 210V207ZM176 206V205H175ZM178 206V205H177ZM227 206V207H228ZM245 206V205H244ZM102 207V210H99L98 208ZM153 207V206H152ZM166 207V206H164ZM173 207V206H172ZM217 207V206H216ZM231 207V206H230ZM236 207V206H235ZM234 207V208H235ZM240 209H241V206L239 205ZM242 207H243V204H242ZM247 207V206H246ZM53 208H55V210H53ZM144 208V207H143ZM162 208V207H161ZM192 208V207H190ZM232 209L233 206L231 207ZM260 208V207H259ZM258 208V209H259ZM263 208V207H261ZM260 208V210H261ZM45 209V210H44ZM138 210L139 213L135 210ZM148 209V207H147ZM152 209V208H151ZM154 209H155V206H154ZM159 209V210H158ZM158 209L156 211V213H158L157 211L160 212V209L158 207ZM168 209V207H167ZM189 209V208H188ZM198 209V208H197ZM214 209V208H213ZM230 209V208H229ZM251 209V208H250ZM144 210H146L144 208ZM153 210V209H152ZM151 212H154L152 211ZM170 210V209H169ZM168 210V211H169ZM175 210H176V207H175ZM215 210V209H214ZM248 210V209H247ZM247 210H245V212H247ZM29 211L33 212L34 214V219L33 217H30L32 218L33 220L29 221V225L27 226H23L25 224H21L22 222H19V219L18 218H22L21 216H24L23 214H26V213H29ZM164 211V209H163ZM182 211V210H181ZM195 211V210H194ZM192 210V212H194ZM199 211V210H198ZM197 211V212H198ZM211 211V210H210ZM225 211V210H224ZM234 211V210H233ZM243 211V210H242ZM261 211H264V210H261ZM8 212H12V215H8L9 213ZM48 212V211H46ZM142 212V211H141ZM147 212H150V209L149 211L146 210V213ZM150 212V213H151ZM174 213L172 214V216L174 217L175 215V211H173ZM178 212V211H177ZM190 212H191V209H190ZM189 212V213H190ZM200 212V211H199ZM203 212V211H202ZM223 212V211H221ZM244 212V213H245ZM143 213L145 214V211H143ZM142 213V214H143ZM149 213V214H150ZM167 213V212H166ZM183 213V212H182ZM195 213V212H194ZM205 213V212H204ZM207 213V211H206ZM211 213V212H210ZM223 217L225 215V212H223ZM232 213V211H231ZM261 214V212H259ZM32 214V213H30ZM50 214V213H49ZM148 214V213H147ZM180 213L178 212V215ZM186 215H188L187 213H184ZM182 214V215H184ZM193 213H191L190 216H192ZM201 214V213H200ZM199 214V216H200ZM208 214V213H207ZM230 213H228L227 215V212H226V215L229 216ZM241 214V213H240ZM239 214V215H240ZM48 215V214H47ZM52 215V214H51ZM146 215V214H145ZM161 215V214H160ZM167 216L169 214H166ZM177 215V214H176ZM197 215V214H196ZM209 215V214H208ZM215 215V214H214ZM218 215V214H216ZM248 215V214H247ZM262 215V214H261ZM264 215V214H263ZM76 216V215H75ZM148 216V215H147ZM150 216V215H149ZM148 216V217H149ZM154 216V215H153ZM156 216V215H155ZM202 216V215H201ZM210 216H213V215H210ZM209 216V217H210ZM219 216H222V214L220 215L219 213ZM231 216V215H230ZM241 216V215H240ZM239 216V217H240ZM244 216H241L243 217L242 219H244ZM249 216V215H248ZM25 217H27V215H25ZM52 219H53V216H51ZM152 217V216H150ZM159 217V216H158ZM164 217V216H163ZM176 217H179V216H176ZM181 217V216H180ZM203 217V216H202ZM206 217V216H205ZM204 217V219H205ZM218 217V216H217ZM215 217L217 220L218 218ZM246 217V216H245ZM259 216L257 215V218ZM262 217V216H261ZM169 218V217H167ZM188 219V217H186ZM185 218V220H186ZM194 218V217H193ZM196 218H198L196 216ZM238 218V217H237ZM237 218L235 219L236 221ZM24 219V218H23ZM26 219V218H25ZM29 219V217L27 218ZM48 219V218H47ZM75 219V218H73ZM148 219V218H147ZM165 219V218H164ZM176 219V218H175ZM202 219V218H201ZM203 219V220H204ZM216 219L213 221L211 218H209V220H212V222H210V228H212L214 231L218 232L219 233V229L223 227V224L222 227L220 225V219H219V222L216 221ZM223 219V218H222ZM230 219V218H228ZM233 219V217H232ZM30 220V219H29ZM49 220V219H48ZM70 220H72V218H70ZM179 220V219H178ZM192 219H188V221H190ZM197 220V219H195ZM208 220V219H207ZM231 220V219H230ZM235 220H232V221H235ZM241 221V219H239ZM247 220V219H246ZM250 220V218L248 219ZM247 220V221H248ZM258 220V219H257ZM263 220V219H261ZM22 225H19L17 224L18 222ZM158 221V220H157ZM169 221V220H168ZM171 221V219H170ZM177 221V219H176ZM198 221V220H197ZM202 221V220H200ZM205 221V220H204ZM222 221V220H221ZM227 221V220H225ZM27 221H25L26 223ZM160 222V221H159ZM184 222V221H183ZM203 222V221H202ZM224 222V221H223ZM228 222V221H227ZM249 222V221H248ZM261 222H264V221H261ZM71 223V222H70ZM74 223V221L72 222V224ZM172 223V221H171ZM177 223V222H176ZM175 223V224H176ZM182 223V222H181ZM188 223H191V222H188ZM193 223V222H192ZM195 223V222H194ZM234 223V222H233ZM232 223V224H233ZM240 223V222H239ZM243 223V222H241ZM250 223V222H249ZM186 226H187V223H185ZM185 224H183L182 226H185ZM200 224V223H198ZM206 224V222H205ZM226 224V223H224ZM229 224V222L227 223ZM66 225V224H65ZM69 225V224H68ZM172 225V224H171ZM169 225V226H171ZM180 225V223H179ZM178 225V226H179ZM196 225V223H195ZM194 225V226H195ZM208 225V223L206 224ZM235 225V223H234ZM233 225V226H234ZM241 225L240 224V228H241ZM77 226V225H75ZM180 226V227H182ZM190 226H192V224H190ZM199 226V225H198ZM201 226V225H200ZM204 226V225H203ZM228 226V225H227ZM230 226V225H229ZM233 226H230V228H228L229 230H227V227H223L224 229L226 228L227 231L225 232H228L226 235L227 237H229V240H232V239H235V238H238L237 236H240L242 235V231L240 230V232L242 234L238 235V230L237 228H233ZM245 226V225H244ZM250 226V225H249ZM252 226V225H251ZM73 227V225H72ZM176 227V226H174ZM172 227V228H174ZM208 227V226H207ZM207 227L205 229H207ZM243 227V226H242ZM74 228V227H73ZM77 228V227H75ZM79 228V227H78ZM171 228V227H170ZM184 229V227H182ZM187 228L186 227V231H187ZM195 228H198L197 225L195 226ZM222 228V229H223ZM246 228H249L251 230L250 227H248L246 225ZM258 228V227H257ZM62 229V230H61ZM68 229V228H66ZM92 229H94L92 227ZM182 229V230H183ZM199 229H202V228H199ZM198 229V230H199ZM264 229V228H263ZM262 229V230H263ZM82 230V229H81ZM91 230V229H90ZM96 230V229H95ZM184 230V231H185ZM189 230L191 231L192 230V227L191 229L189 228ZM188 230V231H189ZM210 230V229H209ZM254 230V229H253ZM65 232L68 230H64ZM63 231V233H64ZM189 231V232H190ZM195 231V230H194ZM202 231H204L202 229ZM201 231V232H202ZM213 231V232H214ZM223 232V230H221ZM246 231V230H244ZM256 231V230H255ZM255 231H253V233H255ZM258 231V230H257ZM256 231V232H257ZM88 232V231H87ZM206 233V231H204ZM224 232V233H225ZM239 232V233H240ZM251 232V231H250ZM249 232V233H250ZM81 233V232H80ZM83 233V232H82ZM193 233V231H192ZM191 233V234H192ZM212 233V232H210ZM208 233V234H210ZM252 233V232H251ZM250 233V236H252ZM57 234V235H58ZM62 234V232L60 233ZM84 234V233H83ZM81 234V236L83 235ZM86 234V233H85ZM89 234V233H88ZM87 234V235H88ZM195 236H196V233H193ZM198 234V233H197ZM200 231H199V235H200ZM214 234V233H213ZM212 234V235H213ZM220 234H223V233H220ZM67 235V234H66ZM187 235V233L185 234ZM218 235V234H217ZM216 235V236H217ZM226 235H220V236H226ZM255 235V234H254ZM84 236V235H83ZM90 236V234H89ZM169 236V237H168ZM190 236V235H189ZM219 236V235H218ZM218 236L216 237L217 239H222L220 236L218 238ZM244 238H245V235H243ZM249 236V237H250ZM62 237V236H61ZM65 237V236H64ZM68 237V236H67ZM91 237V236H90ZM89 237V238H90ZM188 236H186L185 238H187ZM200 237V236H199ZM248 237V236H247ZM248 237V238H249ZM258 237V236H257ZM263 237V236H262ZM261 237V238H262ZM59 238H60V235H59ZM63 238V237H62ZM61 238V240H62ZM88 238V237H87ZM210 238H211V241H210ZM253 238V237H252ZM260 238V239H261ZM48 240V243L46 245H44V242L45 240ZM58 239V238H57ZM106 239V238H105ZM213 239H215L213 237ZM224 243L226 241V238H224ZM254 239V238H253ZM60 239H58L57 241H59ZM64 240V239H63ZM66 240H68L66 238ZM103 240V239H102ZM241 241V239H239ZM238 240V241H239ZM245 240V239H244ZM243 240V241H244ZM257 240V239H256ZM259 240V239H258ZM85 241H87L85 239ZM101 241V240H100ZM104 241V240H103ZM214 241V240H213ZM228 241V240H227ZM226 241V242H227ZM233 241V240H232ZM237 242V240H235ZM234 241V242H235ZM247 241V240H246ZM253 241V240H252ZM255 241V240H254ZM61 242V241H60ZM89 240L87 241L86 244H88ZM184 246V250H182V243ZM211 242V243H210ZM216 242V240H215ZM221 243L220 244H223L222 241H220ZM229 242V241H228ZM231 242V241H230ZM242 242V241H241ZM241 242H239L240 244H242ZM245 242V241H244ZM243 242V244H244ZM256 242V241H255ZM259 242V241H258ZM261 242V241H260ZM64 243V242H63ZM105 243V241L103 242V244ZM109 245L111 242H108ZM181 243V244H180ZM217 243V242H216ZM237 242V245L239 244ZM254 243V242H253ZM257 243V242H256ZM51 244V243H50ZM59 246H61L60 243H58ZM66 244V242L64 243ZM68 244V243H67ZM85 244V245H86ZM103 244H100L102 245V247L104 246ZM106 244V243H105ZM111 244V245H112ZM153 244V242H152ZM180 244V245H179ZM239 244V245H240ZM258 244V243H257ZM53 245V244H52ZM99 245V244H98ZM99 245V246H100ZM151 245V244H150ZM182 245V246H181ZM226 245V243H225ZM236 245V243H235ZM236 245V246H237ZM238 245V247H240ZM244 245H249V244H244ZM255 245V244H254ZM58 246V245H56ZM55 246V247H56ZM66 246V245H65ZM68 246V245H67ZM98 246V247H99ZM107 245L104 246V248L106 247ZM149 246V245H148ZM147 246V247H148ZM218 246H221V245H218ZM243 246V245H242ZM262 246V245H261ZM260 246V248H261ZM50 247V246H49ZM63 247V246H61ZM85 248H88L86 246H84ZM91 247V246H90ZM94 247V246H93ZM109 247V246H108ZM151 247V246H150ZM148 247V248H150ZM48 248V247H47ZM52 248V247H51ZM58 247H56V250H57ZM64 248V247H63ZM82 248V246H81ZM94 248H97V244H96V247ZM93 248V250H94ZM111 248V247H110ZM154 248V247H153ZM156 248V249H157ZM219 248V247H218ZM223 248V247H222ZM220 248V250L222 249ZM53 249V248H52ZM55 249V248H54ZM53 249V250H54ZM67 249V248H66ZM65 249V250H66ZM98 249V248H97ZM96 249V251H97ZM99 249H101V247H99ZM105 249H109V248H105ZM226 249V248H225ZM224 249V250H225ZM263 249V248H262ZM81 249H79L80 251ZM87 250V249H86ZM90 250V249H89ZM112 250V249H111ZM114 250V249H113ZM112 250V251H113ZM150 250V249H149ZM155 250V249H154ZM158 250V249H157ZM220 250H218L220 252ZM228 250V249H226ZM82 251V250H81ZM80 251V252H81ZM92 252V250H90ZM104 251V250H103ZM156 251V250H155ZM216 251V250H215ZM233 251V250H231ZM240 251V250H239ZM217 252V251H216ZM224 252V251H223ZM226 252V251H225ZM224 252V253H225ZM246 252V251H245ZM53 253V254H52ZM56 253V252H55ZM57 253H58V250H57ZM75 253V252H74ZM109 253V252H107ZM157 254V252H155ZM161 253V252H160ZM215 254V252H213ZM228 253V251H227ZM230 253V252H229ZM154 254V252H153ZM221 254L222 256V250H221ZM235 254V253H234ZM75 255V254H74ZM79 255V254H78ZM78 255H76L75 259L78 257ZM111 255V253L109 254ZM108 255V256H109ZM160 255V254H159ZM158 255V256H159ZM218 255V254H217ZM237 255V254H236ZM240 255V254H239ZM264 254L262 253L261 256H263ZM64 257V255H62ZM226 256H229V255H226ZM231 256V255H230ZM69 257V256H68ZM110 257V256H109ZM152 257H155L152 255ZM151 257V259H152ZM160 257V256H159ZM219 255L217 256V259H218ZM237 257V256H236ZM156 258V257H155ZM167 258V257H166ZM215 258V257H214ZM212 257V259H214ZM221 258V257H220ZM226 259V257H224ZM230 259V257H227ZM234 258V257H233ZM232 258V259H233ZM241 258V257H240ZM74 259V260H75ZM158 259V258H157ZM211 259V261H212ZM245 259V258H244ZM70 260V258H69ZM79 260V259H78ZM155 260V259H154ZM165 260V259H164ZM162 260V262L164 261ZM168 260V259H167ZM170 260V259H169ZM172 260V259H171ZM215 261H218L216 260V258L214 259ZM220 260V259H219ZM224 260V259H222ZM261 260H263V258L261 257ZM76 261V260H75ZM121 261V262H120ZM225 261V262H224ZM223 263H227L226 261L228 260H224ZM230 261V260H229ZM72 262V261H71ZM74 262V261H73ZM161 262V263H162ZM168 262V261H167ZM208 262V263H207ZM2 263V262H1ZM0 263V264H1ZM152 263V262H151ZM160 263V264H161ZM166 263V262H165ZM231 263V262H229ZM228 263V264H229ZM72 264V263H71ZM75 264V263H74ZM141 264V262H140ZM143 264V263H142ZM145 264V263H144ZM154 264V263H152ZM155 264H156V261H155ZM158 264V263H157ZM217 264V263H216ZM261 264V262H260ZM264 264V263H263Z\"/></svg>",
    "mask_w": 264,
    "mask_h": 264
},
{
    "label": "rangeland",
    "instance_id": "obj_2",
    "mask_svg": "<svg viewBox=\"0 0 264 264\" xmlns=\"http://www.w3.org/2000/svg\"><path fill=\"white\" fill-rule=\"evenodd\" d=\"M12 1L13 0H6L5 1V6L1 3V1H0V12L1 11H3V12H1L0 13V20L2 21H0V69H2V70H0V90L1 89H3V88H11L12 86H16V85H19V87H20V90H19V88L17 89V91H16V93L15 92H13V93H11L9 96H7V97H1L0 99V110H2V109H4L5 107H9L8 109H10V113L12 114V116H11V119H13L14 121H16V120H19L20 122H21V126H22V128H20V129H16V127L13 125V123H11V122H7V121H5V120H1L0 121V137L1 136H3L1 139H0V144H4V146H7V153H6V155H5V162H6V164L8 165V170H6V171H4L3 172V176L1 175V177H0V183L2 184V185H4V186H9L11 183H14V185L15 184H18L19 182H20V180L21 179H23L22 177V173H20L19 174V172L22 170V169H25L27 172L29 171V169L30 170H33V168H36L37 166L39 167H37V169H39V170H44V168H42V167H49L48 165H49V163L47 162V160L48 161H56V160H58L57 158H54L53 156L55 155V154H57V153H59V154H57V155H55V157H58L59 158V156H60V158L59 159H64V160H66L67 159V157H70L71 155H70V151L68 150V153L69 154H65V153H63V151H62V149H61V147L60 148H58V152L56 151V153H55V151L53 152V151H51V149H50V147H51V143H49V141H50V139H52V138H48L46 141H43V143H38V144H36V143H34L33 141H31L30 142V140H29V142H28V145H26V147H25V149H24V152H22V154L24 153V155H22V156H20V155H18V158H19V156H20V158L19 159H17V161H16V166L15 167H13L12 168V165L10 164V162H9V158H10V156H11V149L13 150L14 148H15V146H16V144H17V146H16V150L18 151V150H20L21 149V145L22 144H20V141H21V138H19L20 136L18 135V134H20L21 132H22V134H24V136L27 138V139H31L32 138V135H33V133L32 132H34V128L38 125H40L39 127H43L44 129H46V127L48 128V124L49 125H53L54 124V126L55 127H58V125H60V123L62 124L63 122L65 123V121L64 120H66V122H68V124H69V122H70V124L68 125L69 126V129H68V134L66 133L65 134V136L63 137L64 139H67L68 137V141L72 138V136H78V138H79V140H81V141H79L80 143L79 144H77V146H80V145H90V150L91 151H93V153L94 152H96L94 155L95 156H97L98 158H99V163L100 164H98V161H96V160H93V159H91V160H86L85 161V163H83V167L84 168H87V167H89V168H92V172H91V174L92 175H94V177L96 178V175H97V178L96 179H101V178H103V179H101L103 182L105 181L107 184H108V182H109V184H113L115 181H116V184L114 183L113 185H115V186H113L112 184L111 185H105V186H103V182L102 181H98V183H99V185H100V183H101V187L103 188V190H105L106 192H108V193H110L111 195H113V197L114 198H116L117 200H118V194H120L121 195V197H122V194H123V196H125L126 194H128L129 192H130V189L132 188V187H134L135 185H138V186H140L139 185V182L143 179V181L145 180V179H150V181L149 180H146V182H143L142 183V181L140 182V184H141V189H142V187L144 188V190H142L143 192L145 191V195L144 194H141V192H137V194L139 193L140 195H136L135 197V199H136V203H137V205L135 206V208H138V210L140 211V213H139V211L136 209L135 211H136V213L138 212L139 214H141V217L143 218V220H145L144 219V216H146L145 218H146V220H152V218L153 217H156V218H153V219H155L154 220V222L156 223V224H158V225H160V226H164V227H166V229H169V231L172 229H174V230H177V229H180L181 228V234L184 236V239H183V237L182 236H180L181 237V240L183 241H185V243L187 242V241H189V237H194V239L195 240H200L201 238H202V236H204L205 234H207L205 237H206V239L208 238V240H209V237H211L212 238V241H211V238H210V241L212 242V243H215L216 245H215V248H214V250L212 251V257L214 258H216V260H218V261H215L214 259H212V257H211V259H212V261H211V259L208 261V262H211V263H208V264H224L223 263V261L224 260H228V261H226L227 263H225V264H228L229 262H231V263H229V264H260V262H261V264H263L264 263V255L263 256H261L262 258H263V260H261V257H260V255H262V253L264 254V222H261V221H264V211H261V210H264V201L263 202H261L262 200H264L263 198H264V188L262 189V190H256L257 189V187L255 188V186H257L258 184H256L255 182H251L250 180H245V179H241V180H243L242 182H241V180H239V184L237 183V184H235V185H233V186H224V185H222L224 182H225V171H226V169L225 168H227V166H226V163L228 162V164H229V162H230V159H231V157L233 156V153H234V151H235V149H237L236 150V152H239V150L238 149H240V148H242L243 147V145H244V147H246L247 146V148L248 149H251L252 151V154H253V156H255L256 154L258 155V154H260V151H263L264 150V148H263V144H264V114L263 115H255L254 116V118L253 119H250V120H248V121H246V123L247 124H245L244 126H245V128L243 127V131L241 132V133H239V135H242V133H244V134H246L248 137L249 136H251L250 137V140L249 139H247L246 140V142H244L243 143V141H242V138H243V135L242 136H240L239 137V135L237 134L236 136H234L235 135V130L237 129L236 128V126H237V117L235 118L234 116H236V113H235V108H236V104H237V100H238V98L240 97V95H241V91H240V86H239V84H238V82H237V80H236V78H235V76L233 75L232 76V80L230 79V83L228 84V86L226 87V89H223V88H218L219 90H218V94L219 95H217V97L218 98H221V99H215V107H214V110L216 111V112H219V113H216L215 111H214V114H213V118H212V120L211 121H213V123L210 125V126H212V127H209V130H208V132L210 133V135H209V137H208V145H207V152H209L210 151V153H207V155L209 156H207L208 158H210V159H208L209 161H207L209 164L206 166V165H204V169L203 170H200V172H197V173H195V175H193L194 173V168L195 167H193V166H191L193 169H191V167H190V165H189V162L187 163V157H188V155H190L191 153H196L198 150H199V144H198V137L196 136L197 135V129H198V125H196L197 124V122H198V111L195 109V108H193L192 106H191V103H190V99H191V90H192V88H194V86H196V84L198 83V73H197V69L195 70L193 67V65H191V64H187L185 61H183V58L181 57V56H177V55H173V56H169L168 57V60H170L172 57H174V59L172 58L169 62H171L172 64H176V66H177V71H173V70H171V69H168V70H166L164 73H166V74H164V73H162V74H160L159 76H162L163 74H164V78H163V76L160 78L159 76H157V77H153V76H150V77H148L147 79H142V80H138V79H133V81H134V85L135 86H133L132 84H133V81H131V82H129L130 83V87H129V85H126V87H122L121 88V85L120 86H118V88H116V90H114L110 95H111V97H112V95H113V97L111 98L110 97V95L107 97V95H106V90H107V86H108V84L112 81V80H115L116 78H118L119 76H120V68L118 67V68H113V69H111L110 70V72H109V77H107L106 79H105V82H103V85H101V87H100V94H101V96H99V97H96L99 93H98V90L97 89H95V90H97V93L96 94H94L96 91L94 90V91H92L93 89H91L92 87H91V85H90V80H91V77H92V73H90V72H92V68H91V66H93V64H92V61H93V58H89V59H85L77 50H76V47H75V45H73V43L72 42H70L69 41V43H68V33L67 32H64L62 29H59L58 31H59V33L58 34H60V37L58 38V39H56V41L54 42V44L53 45H51V43H49V41H48V39H49V37H52V36H54L55 35V33H54V31L57 29V27H58V25H59V23L58 22H60L61 20H62V18H64V15L59 11V9H57L56 8V6H55V4L54 3H48L46 6H44V7H42L43 9H41V8H39V10L36 8H34V9H32V8H30V9H28V10H11L10 9V5H11V3H12ZM51 5V6H50ZM3 7V8H2ZM2 8V9H1ZM6 9V10H5ZM49 9V10H48ZM38 10V11H37ZM8 11V12H7ZM35 11H36V13H35ZM3 13V14H2ZM45 13V14H44ZM51 14V15H50ZM54 14V15H53ZM53 15V16H52ZM61 15V16H60ZM2 16V17H1ZM52 17V18H51ZM48 18V19H47ZM50 18H51V20H50ZM46 20V21H45ZM53 20V21H52ZM48 21V22H47ZM8 22V23H7ZM45 22V23H44ZM44 27H45V29H44ZM42 30V31H41ZM46 30V31H45ZM61 30H62V33H61ZM40 33H39V32ZM16 34H15V33ZM32 32V33H31ZM16 35V36H15ZM10 37V38H9ZM33 37H35V38H37V37H39L37 40H36V43H34L35 42V38H33ZM16 38V40H14ZM22 38H25V39H22ZM45 38V39H44ZM23 41V42H21V40ZM20 40V42H19V45H18V47H19V49H17L18 47H16L15 49H14V47H15V44H18L17 43V41H19ZM27 42H25V41ZM33 40H34V42H33ZM44 40V41H43ZM15 41V42H14ZM8 42V43H7ZM12 42L14 43V44H12ZM4 43H6V44H4ZM23 43V44H22ZM34 43V44H33ZM40 43V44H39ZM42 43V44H41ZM4 44V45H3ZM26 44V45H25ZM8 45V46H7ZM13 45V46H12ZM23 45H25L24 47H22ZM34 45V46H33ZM38 45H41V46H39L38 47ZM58 45V46H57ZM8 47V48H6V47ZM30 46H31V49H39V48H42V49H44V50H49L48 52L50 53V55L52 54V53H54L55 54V56L54 57H52V55H51V57L54 59V62H58V61H61V55H63L62 56V61L64 60V62H68V67H66L65 69L66 70H64V72H66L65 74H64V72H62V74L64 75V78H63V75L62 74H60L61 72H53L52 70L50 71H46L45 69H43V68H41L40 66H37V64L35 63V62H31V61H29L28 60V62L27 61H23V62H21V60H18V62L16 61V62H14V64H12L11 62H10V60H8L9 58H7V57H9V52H10V54H18L19 52L21 53V52H23V51H26V50H30L29 48H30ZM72 46V47H71ZM74 46V47H73ZM11 47V48H10ZM55 47V48H54ZM6 50H5V49ZM66 48V49H65ZM14 49V50H13ZM51 49V50H50ZM58 49L60 50L61 49V51H58ZM4 50V51H3ZM8 50H10V51H8ZM54 50H55V52H54ZM74 50V51H73ZM7 51V52H6ZM58 51V52H57ZM68 51V53H66ZM3 52V53H2ZM4 52H6V54H7V57H5L6 56V54H4ZM17 52V53H16ZM59 52H61V53H59ZM64 53H66L67 55H65ZM70 56V57H69ZM59 57H60V59H59ZM66 57H68V59L66 58ZM64 58H66V59H64ZM71 58L73 59V60H71ZM6 59H7V61H6ZM179 59V60H178ZM81 61V63H79L80 61ZM9 61V62H8ZM72 61V62H71ZM78 61V62H77ZM178 61V62H177ZM7 62H8V64H7ZM21 62V63H20ZM29 62H30V66L28 65L29 64ZM71 62V63H70ZM84 62V63H83ZM20 63V64H19ZM24 63V64H23ZM26 63V64H25ZM28 63V64H27ZM36 64V66H35V64ZM183 63H185V64H187V65H189V66H187V65H185V64H183ZM16 64V65H15ZM21 64H23V65H21ZM73 64V65H72ZM75 64V65H74ZM144 63H142V66H145V65H143ZM177 64H181V66L180 65H177ZM1 65H2V67H1ZM7 65V66H6ZM13 65V66H12ZM26 65H28V68H29V71L27 70L28 68H27V66ZM33 65V67H31ZM72 65V66H71ZM85 65V66H84ZM185 65V67H187V68H185V67H183V66ZM9 66V67H8ZM22 66H24L23 67V69L20 71V68H22ZM26 66V67H25ZM67 66V65H66ZM193 66V67H192ZM9 69H8V68ZM34 67H36V68H34ZM40 67V68H39ZM71 67H72V69L73 70H71ZM146 68V72H147V74H150L151 73V71L150 72H148L149 71V68H151V66H145ZM181 67H183L184 69H182ZM14 68H17V69H14ZM19 68V69H18ZM33 68V69H32ZM81 68V69H80ZM85 68V69H84ZM6 69H8L7 71H8V73H7V71H6ZM34 69H35V71H34ZM40 69V70H39ZM187 69V70H186ZM13 71L12 73H11V71ZM18 70H19V72H18ZM38 70V71H37ZM44 71V72H46V74L44 73V72H41V71ZM71 70V72H69ZM78 70V71H77ZM148 70V71H147ZM151 70V69H150ZM171 70V71H170ZM183 72H182V71ZM17 73H16V72ZM32 71V72H31ZM37 71V72H36ZM77 71V72H76ZM170 71V72H169ZM172 71H173V75H172ZM181 71V72H180ZM1 72H3V73H1ZM9 72H10V74H9ZM15 72V73H14ZM24 72V73H23ZM49 72H53L52 74L50 73L49 74ZM79 72L82 74L81 76L80 75H78L79 74ZM86 72V73H85ZM113 72V73H112ZM116 72V73H115ZM174 72H175V74H174ZM176 72H177V75L178 76H176L175 77V75H176ZM189 72V73H188ZM193 72V73H192ZM23 73V75H21ZM33 73V74H32ZM41 73H43V78H41L42 77V75H41ZM70 75H69V74ZM76 73V74H75ZM78 73V74H77ZM169 73V74H168ZM170 73H171V75H170ZM184 73V74H183ZM197 74V75H195V74ZM2 74V75H1ZM4 74V75H3ZM9 74V75H8ZM15 75V76H13V75ZM39 74V75H38ZM49 74V75H48ZM91 76L90 77V79H89V77L87 78L86 76ZM111 74H112V76H111ZM116 74V75H115ZM181 74H182V76H181ZM188 74H190V76L188 75ZM13 76V77H11V76ZM20 77H19V76ZM26 75V76H25ZM51 75V78H48L49 76ZM61 77H60V76ZM66 75V76H65ZM74 75H76V77L74 76ZM119 75V76H118ZM17 76V77H16ZM25 76V77H24ZM70 78H69V77ZM74 78V80H73V78ZM83 76H85V77H83ZM174 76V77H173ZM22 77V78H21ZM47 77V78H46ZM53 77V78H52ZM169 77H170V79H169ZM175 78V79H173V78ZM181 77H182V81H181ZM14 78H16V79H14ZM20 78V80H18ZM46 78V79H45ZM57 78V79H56ZM69 78V79H68ZM86 78V79H85ZM166 78V79H165ZM174 80L173 82H171L172 81V79ZM24 80V82H23V80ZM89 79V80H88ZM108 79V80H107ZM157 79H159V80H156ZM164 79V80H163ZM169 79V80H168ZM178 79H180V80H178ZM193 79V80H192ZM14 80H16V81H14ZM18 80V81H17ZM41 80V81H40ZM47 80V81H46ZM50 80H51V82H50ZM60 80V81H59ZM72 80V81H71ZM81 80V83H79V81ZM82 80L83 81H87V82H89V83H85V82H82ZM148 80V81H147ZM154 80H155V82H154ZM177 80H178V83H177ZM191 80V81H190ZM195 80V81H194ZM44 81H46V83L44 82ZM54 81V82H53ZM62 81V82H61ZM76 81H77V84H76ZM144 81H146V82H144ZM159 81V82H158ZM160 81H161V83H160ZM169 83H167V82ZM176 81V82H175ZM186 81V82H185ZM217 82H216V84L217 83H219L218 82V80H216ZM4 82H6V83H4ZM22 82V83H21ZM28 82V83H27ZM141 82V83H140ZM151 82H152V84H151ZM184 82V83H183ZM189 82L191 83L192 82V84H189ZM73 83V84H72ZM82 83H84L85 84V86H87L86 87V90L83 88H81V86H82ZM132 83V84H131ZM138 83V85H139V87L141 86V88H139L138 87V85H136ZM148 83V84H147ZM155 83L157 84V85H155ZM162 83L164 84V85H162ZM173 83H174V85H173ZM232 83H233V85H232ZM8 84V85H7ZM30 84V85H29ZM48 84V85H47ZM52 84V85H51ZM55 84V85H54ZM71 84V85H70ZM80 84H81V86H80ZM143 86H142V85ZM146 84L148 85V86H146ZM151 84V85H150ZM161 84V88H160V85ZM169 86H168V85ZM183 84V85H182ZM27 85V86H26ZM44 85V86H43ZM45 85H47L48 87L46 88V86ZM133 86V88H134V90L132 91V86ZM149 85H150V87H151V89L153 90V89H155V90H153L154 92H152L151 91V89H150V87H149ZM155 85V86H154ZM167 87H166V86ZM187 85H189L187 88L189 89L188 91H187V89L185 88ZM75 86H76V88H75ZM85 86H82V87H85ZM139 88H137V87ZM170 86H173V89H170ZM179 86V87H178ZM183 88H182V87ZM44 87V88H43ZM82 89L83 91H80L79 89ZM91 87V88H90ZM136 87V88H135ZM218 87V86H217ZM239 89H238V88ZM29 88V89H28ZM40 90H39V89ZM56 88H57V90H56ZM123 88H124V90H123ZM130 88H131V91L133 92V94L134 95H132L131 96V94L130 93H132L131 91H130ZM147 88V89H146ZM165 88V89H164ZM170 90H169V89ZM172 88V87H171ZM184 90V89H186L185 91H187V92H185V95H184V92L183 91H181L182 89ZM237 88V89H236ZM35 89V90H34ZM46 89V90H45ZM48 89V90H47ZM50 89V90H49ZM120 89V90H119ZM122 89V90H121ZM138 89V90H137ZM160 90V91H158V90ZM166 89H167V93H166ZM175 89H177V90H175ZM223 89V90H222ZM229 89V90H228ZM234 89V90H233ZM31 90V91H30ZM74 90V91H73ZM79 90V91H78ZM103 90L105 91V92H103ZM135 90H137L136 92H135ZM140 90V91H139ZM163 90V91H162ZM169 90V91H168ZM172 90V91H171ZM180 90V91H179ZM240 91V93H238V94H236L238 91ZM19 91V92H18ZM21 91V92H20ZM41 91V92H40ZM53 91H54V93H55V95H54V93H53ZM127 91V92H126ZM128 91H130V92H128ZM159 93H158V92ZM174 91V92H173ZM23 92V93H22ZM51 92H52V94H51ZM72 92V93H71ZM75 92V93H74ZM77 92V93H76ZM80 93V95H79V93ZM89 92V93H88ZM93 92V93H92ZM118 93V94H116V96H115V93ZM119 92H121V93H119ZM123 92H125V93H123ZM135 92V93H134ZM137 92H138V94H137ZM144 92V93H143ZM148 92V93H147ZM152 92V93H151ZM160 92H161V94H160ZM166 93V95H165V93ZM44 95H43V94ZM46 93V94H45ZM59 93V94H58ZM164 93V94H163ZM175 93H176V97H175ZM179 93H180V95H184V97H183V95H182V98L180 97V95H179ZM188 93V95H186ZM224 93V94H223ZM230 93H231V96H230ZM18 94H20V95H18ZM24 94H25V96H24ZM42 94V95H41ZM73 94V95H72ZM88 94V95H87ZM103 94H104V96H103ZM127 94V95H126ZM140 94V95H139ZM143 94V95H142ZM150 94V95H149ZM153 94V95H152ZM156 94V95H155ZM159 94H160V96H159ZM173 94V95H172ZM190 94V95H189ZM235 94L237 95L236 96V98H234L233 97V95L235 96ZM32 95V96H31ZM39 95L41 96L40 98H39ZM60 95V96H59ZM76 95H77V98L78 99H76V98H74V97H76ZM79 95V96H78ZM96 95V96H95ZM121 95V96H120ZM122 95H123V97L125 96V98L126 99H129V100H126L125 98H123L122 97ZM131 96L132 98L130 99V98H128L129 96ZM155 95V96H154ZM168 95V96H167ZM229 95V96H228ZM20 96V97H19ZM43 96V97H42ZM46 96V98H44ZM52 96V97H51ZM82 96V97H81ZM86 96V97H85ZM88 96V97H87ZM103 96V97H102ZM120 96V97H119ZM128 96V97H127ZM134 96V97H133ZM140 96V97H139ZM153 96H154V98H153ZM164 97V98H159V97ZM172 96V97H171ZM178 96V97H177ZM12 99H11V98ZM16 97V98H15ZM24 97V98H23ZM32 99V100H30V98ZM54 97V98H53ZM56 97V98H55ZM58 97V98H57ZM60 97H62V98H60ZM64 97V98H63ZM81 97V100L79 99ZM90 97V98H89ZM101 97H102V99H101ZM106 97V98H105ZM143 97H144V99H143ZM181 98V101H177L175 98ZM232 97H233V99L234 100H236V101H232L233 99H232ZM10 98V99H9ZM28 98H29V100H28ZM46 100L45 102L42 100ZM65 98H67V99H65ZM92 98V99H91ZM100 98V99H99ZM111 98V99H110ZM115 100H114V99ZM136 98V99H135ZM139 98V99H138ZM156 98H157V100H156ZM174 98V99H173ZM5 101H4V100ZM13 103V105H12V103H11V105L13 106H11V105H9L8 106V104H10V102H9V100ZM14 99V100H13ZM51 99H54V100H52V103L53 102H56L55 104L58 106V108L59 107H62V108H69L68 109V111L70 112V113H68V117H65V119L63 120L62 118L60 119V116L61 115H59L58 114V109L56 108V107H54L53 106V104H51L50 102H51ZM56 99H61L60 101L59 100H56ZM78 101V100H80V101H76V100ZM84 101H83V100ZM106 99V100H105ZM108 99V100H107ZM109 99H110V102H108L109 101ZM112 99H113V101H112ZM119 99V100H118ZM125 99V100H124ZM149 99V100H148ZM228 99H229V101H228ZM15 100H16V102H15ZM22 100V101H21ZM26 100V101H25ZM36 100H40V101H36ZM47 100H49V101H47ZM75 100V101H74ZM86 100H87V102H86ZM103 100V102H102V105H101V102L100 101H102ZM146 100H147V102H146ZM155 100H156V102H155ZM176 100V101H175ZM180 100V99H179ZM183 100V101H182ZM187 100V101H186ZM189 100V101H188ZM223 100V101H222ZM7 101V102H6ZM91 101V102H90ZM132 101V102H131ZM154 101V103L155 104H153L152 102ZM160 101V102H159ZM173 101L176 103H174L173 104ZM220 101V102H219ZM222 101V102H221ZM20 104H19V103ZM30 102L32 103V105L33 104H35V105H33L32 106V108L34 109V110H32V108H31V104H30ZM43 102V103H42ZM47 102V103H46ZM59 102H63L62 104H60ZM71 102H73L72 103V105H74L73 107L74 108H72V105H71ZM81 102H83L82 104H81ZM104 102H106V105L104 104ZM108 102V103H107ZM114 102V103H113ZM140 102V103H139ZM172 102V103H171ZM226 102V103H225ZM229 102H230V104H229ZM236 102V103H235ZM4 103V105H3V107L4 108H1L2 106V104ZM17 103V104H16ZM23 103V104H22ZM26 103V104H25ZM45 103L47 104V105H45ZM50 103V104H49ZM58 103H59V105H58ZM66 104V107H64L65 106V104ZM68 103V104H67ZM77 103V104H76ZM113 103V104H112ZM135 103V104H134ZM147 103V104H146ZM153 105H152V104ZM157 103V104H156ZM180 103V104H179ZM182 103V104H181ZM219 103H220V105H221V107H219L220 105H219ZM54 104V105H55ZM79 104H81V106H79ZM84 104V105H83ZM86 104V105H85ZM87 104H90V105H87ZM108 104L110 105L109 106V108L110 109H108ZM123 104V105H122ZM159 104V105H158ZM234 104H235V106H234ZM23 105H25V106H23ZM27 105V106H26ZM29 105V106H28ZM42 105V106H41ZM49 105V106H48ZM61 105V106H60ZM77 105H78V107H77ZM91 105H93L92 106V108H91ZM118 107H116V106ZM131 105V106H130ZM151 105H152V107H151ZM169 105V106H168ZM177 105V106H176ZM182 105H184L183 107L184 108H182ZM187 105V106H186ZM228 105H232L231 107L229 106L228 107ZM11 106V107H10ZM47 106V107H46ZM68 106V107H67ZM82 106H83V108H85V110H83V108H82ZM85 106V107H84ZM102 106H104L102 109H101V107ZM167 106V108H169L168 109V111H167V108H164V107H166ZM22 107V108H21ZM24 107V108H23ZM35 107V108H34ZM55 108V109H53V108ZM80 107H81V109H80ZM89 107V109H87ZM116 107V108H115ZM134 107V108H133ZM173 107H176V108H173ZM15 108V109H14ZM21 108V109H20ZM26 108H27V110H26ZM45 108V109H44ZM50 108H52V109H50ZM77 109V110H75L76 112H74L73 110L74 109ZM154 109V111H153V109ZM156 108V109H155ZM170 108L171 109H174L176 112L178 111V109L180 108V110H179V113H178V115H179V117L184 121V122H186L185 124V127H178V126H173L172 124L170 125L169 123L167 124L166 122H165V120H164V115L166 114V112H169V110H170ZM217 108H218V110H217ZM227 108V109H226ZM15 111H14V110ZM22 109H24V111H25V113H24V111L22 110ZM28 109H30V110H28ZM47 109V110H46ZM57 109V110H56ZM70 109H72V110H70ZM106 109V110H105ZM224 109V110H223ZM232 109V110H231ZM235 111H234V110ZM31 110H32V112H31ZM38 110V111H37ZM52 110V111H51ZM53 110L55 111V113H53ZM81 110L84 112H81ZM103 110V111H102ZM108 110V111H107ZM228 110V111H227ZM23 112V114L22 113H20V112ZM117 111V112H116ZM151 111V112H150ZM190 111V112H189ZM230 111H234L233 113H235L233 116L230 114ZM30 112V113H29ZM37 112V113H36ZM40 112V113H39ZM48 112H50L49 114H48ZM72 112V113H71ZM79 112H81L83 115V117L81 116V113H79ZM86 112H90L89 114L88 113H86ZM115 112V113H114ZM165 112V113H164ZM193 112V113H192ZM231 112V113H232ZM34 113V114H33ZM43 113V114H42ZM76 113V114H75ZM104 113V114H103ZM105 113L107 114V115H105ZM109 113H110V115H109ZM114 113V114H113ZM124 113H126V114H124ZM187 113V114H186ZM216 113V114H215ZM232 113V114H233ZM15 114V115H14ZM38 114V115H37ZM50 114H51V119H53V118H55L56 117V119H54V120H50L49 119V117H50ZM79 114H80V116H79ZM158 114H159V116H158ZM163 114V115H162ZM191 114L193 115V114H195V115H193V117L191 116ZM229 114V115H228ZM20 115H22V116H20ZM41 115V117H39ZM58 115V116H57ZM88 115H91V116H89V118H87V116ZM104 115V116H103ZM142 115V116H141ZM162 115V116H161ZM185 115V116H184ZM197 115V116H196ZM26 116V117H25ZM36 116V117H35ZM74 116V117H73ZM76 116V117H75ZM79 116V117H78ZM92 116H96L95 118H99L98 120L97 119H93V117ZM100 116V117H99ZM109 116V117H108ZM150 116V117H149ZM159 118H158V117ZM183 116V117H182ZM230 116H232L231 118H233L234 117V119H231L230 121L232 122L233 121V123H235L234 124V126H235V128H233L234 126H233V124L228 120V118L230 119ZM260 116V117H259ZM12 117H14V118H12ZM18 117H20L19 119H18ZM25 117V118H24ZM32 118V120H31V118ZM38 117V118H37ZM111 117V118H110ZM117 117V118H116ZM186 117H188V118H186ZM215 117V118H214ZM23 118H24V120H23ZM28 118V119H27ZM48 118V119H47ZM69 118V119H68ZM76 118V119H75ZM78 118H80V119H78ZM85 118H87V120L85 119ZM105 118V119H104ZM109 118H110V120H109ZM116 118V119H115ZM126 118V119H125ZM150 120H149V119ZM158 118V119H157ZM190 118H191V121H189L190 120ZM217 118V119H216ZM263 118V119H262ZM36 119V120H35ZM42 119V120H41ZM69 121H68V120ZM71 119V120H70ZM74 119V120H73ZM78 119V120H77ZM86 121H85V120ZM157 119V120H156ZM216 121H214V120ZM223 119V120H222ZM235 119H236V121H235ZM254 119L256 120V121H254ZM29 120V121H28ZM33 120H35L36 122H37V124L35 123V121H33ZM50 122H49V121ZM59 120V121H58ZM60 120H62L61 122H60ZM77 120V121H76ZM80 120V121H79ZM94 120V121H93ZM95 120H96V122H95ZM99 120H101V121H99ZM103 120H105V122L103 121ZM112 120V121H111ZM121 120V121H120ZM156 120V121H155ZM160 120V121H159ZM226 120V121H225ZM30 121H32L31 122V125L29 124L28 125V123H30ZM53 121V122H52ZM55 121H57V122H55ZM74 121V122H73ZM79 121V122H78ZM91 122V124H90V122ZM99 121V122H98ZM108 121V122H107ZM146 121V122H145ZM150 123H149V122ZM158 121V123L160 124H157L156 122ZM161 121H163V122H161ZM196 121V122H195ZM252 121V122H251ZM2 122H4V125H2L3 123ZM25 122V123H24ZM33 122H34V124H36V125H34L33 124ZM38 122H40L39 124H38ZM43 122H45V124L43 123ZM48 124H47V123ZM77 122L80 124V125H78L77 124ZM81 122V123H80ZM85 122H87L86 124H85ZM99 124H98V123ZM102 122V123H101ZM104 122V123H103ZM154 122V123H153ZM164 122H165V125H164ZM228 122V123H227ZM230 122V123H229ZM250 122V123H249ZM261 122V123H260ZM11 123V124H10ZM23 123V124H22ZM57 123H59V124H57ZM93 123V124H92ZM96 123V124H95ZM108 123V124H107ZM116 123L118 124V125H116ZM121 123V124H120ZM146 123H147V125H146ZM156 123V124H155ZM249 123V124H248ZM254 125H253V124ZM255 123H257V124H255ZM7 124H9V125H7ZM43 124V125H42ZM73 124V125H72ZM83 124H84V128H83ZM88 124V125H87ZM98 124V125H97ZM105 124V125H104ZM114 124V125H113ZM161 124H163L162 126H161ZM191 124V125H190ZM195 124V125H194ZM232 126H231V125ZM262 124V125H261ZM1 125H2V127H1ZM13 125V126H12ZM25 125V127H23ZM45 125H46V127H45ZM75 125H76V127H75ZM96 125V126H95ZM101 125V126H100ZM114 126L113 128H111V126ZM116 125V126H115ZM147 127H146V126ZM151 125V126H150ZM158 125V126H157ZM190 125V126H189ZM193 125V126H192ZM230 125V126H229ZM246 125L248 126L247 128H246ZM251 125L252 126H254V129H253V127L250 129V127H251ZM35 126V127H34ZM78 126V127H77ZM143 126H144V128H143ZM149 126V127H148ZM156 126H157V128H156ZM173 126V127H172ZM188 126V127H187ZM195 126H196V129H195ZM256 126H259V128L261 129V130H259L258 129V127H256ZM8 127V131H9V135L8 136H4V135H2V134H4V132L5 131H7V129L6 128ZM11 127V128H10ZM13 127V128H12ZM73 127V128H72ZM158 127H159V129H158ZM163 129H166V127H168L166 130H163ZM186 127L189 129V130H187L186 129ZM193 127H194V132H193ZM25 128V130H23ZM80 128V129H79ZM109 128V129H108ZM116 128V129H115ZM141 128H142V130H141ZM147 128V129H146ZM150 128V129H149ZM156 129V131L154 130V129ZM179 128V129H178ZM191 128V129H190ZM212 130H214V132L213 131H211V129ZM228 128V129H227ZM232 128H233V130H232ZM6 129V130H5ZM16 129V130H15ZM21 129H22V131H21ZM33 130L32 132L31 131H29V130ZM72 129H73V131H72ZM96 129V130H95ZM103 129V130H102ZM105 129V130H104ZM133 129V130H132ZM144 129V130H143ZM151 129H153V130H151ZM172 129H174V130H172ZM230 129V130H229ZM245 129V130H244ZM256 129H257V131H256ZM20 130V131H19ZM80 130V131H79ZM84 130V131H83ZM92 130V131H91ZM95 130V131H94ZM100 132H99V131ZM128 131L126 134L128 135V133L129 134H131L130 136L128 135H126L125 133H123V132H126V131ZM129 130H130V132H129ZM158 130V131H157ZM162 130V131H161ZM172 130V131H171ZM180 130V131H179ZM184 130V131H183ZM219 130V131H218ZM228 130L229 131H232V135H231V132H228ZM252 130V131H251ZM259 130V131H258ZM263 130V131H262ZM12 131H13V133H12ZM16 131V132H15ZM20 133H19V132ZM25 131V132H24ZM29 133H27V132ZM71 131H72V133H71ZM78 131V132H77ZM83 131V132H82ZM116 131H118L119 133H116ZM132 131H134V132H132ZM141 132V134H140V132ZM150 131L152 132L151 133V136H149L150 135ZM154 131H155V133H154ZM164 131H166V134L164 133ZM170 133H169V132ZM175 132V134H172L171 132ZM178 132V134H180V136L177 134V132ZM188 131V132H187ZM190 131V132H189ZM196 131V132H195ZM254 131V132H253ZM75 133V135H74V133ZM77 132V133H76ZM80 132L82 133V135H80ZM93 132V133H92ZM104 132V133H103ZM142 132H144V133H142ZM149 132V133H148ZM161 132V133H160ZM181 132H183V134H184V132H186L185 133V135H181ZM219 132V133H218ZM246 132V133H245ZM253 132V133H252ZM259 132H260V134H261V136H259ZM14 133H16L17 135H15ZM71 133V134H70ZM90 135H89V134ZM92 133V134H91ZM102 133V134H101ZM114 133V134H113ZM115 133H116V135H123V137L122 138H124L123 139V141L125 142V143H123L122 144V146H115V137H116V135H115ZM133 133V134H132ZM136 133H138V135L136 134ZM148 133V134H147ZM159 133V134H158ZM165 135H164V134ZM194 133H196V134H194ZM212 133H213V135H212ZM228 133H230V135H227ZM250 133V134H249ZM252 133V134H251ZM13 134H14V136H13ZM26 134V135H25ZM73 134V135H72ZM88 136H87V135ZM113 134V135H112ZM147 134V135H146ZM153 134V135H152ZM161 134V135H160ZM163 134V135H162ZM168 134V135H167ZM170 134V135H169ZM176 134L180 137V141H178L179 139V137H177L176 138ZM219 134H220V136H219ZM253 134H256V135H253ZM258 134V135H257ZM30 137H29V136ZM84 135V136H83ZM96 135V136H95ZM111 135V137H109ZM141 135V136H140ZM167 135V136H166ZM214 136V137H212V136ZM216 135V136H215ZM92 136V137H91ZM125 136V137H124ZM127 136V137H126ZM136 136V137H135ZM139 136V137H138ZM144 136H145V138H144ZM149 136V137H148ZM158 136V137H157ZM165 136V137H164ZM170 137V139H171V137H175L174 139L172 138L171 140L169 139V137ZM181 136H182V139H181ZM186 138H185V137ZM227 136V137H226ZM230 136H233V137H236L237 139H234L233 137H231L230 138ZM256 136V137H255ZM13 137V138H12ZM15 137V138H14ZM83 137V138H82ZM88 137V138H87ZM95 137V138H94ZM107 137H109L110 139H108ZM163 137V138H162ZM168 137V138H167ZM189 137H191L190 139H189ZM193 137H194V139H193ZM210 137H212L211 139H210ZM239 137V138H238ZM261 137V138H260ZM102 138V139H101ZM104 138V139H103ZM149 138V139H148ZM152 140H151V139ZM154 138H156V139H154ZM158 138V139H157ZM164 138H166L167 139V141H164V140H166V139H164ZM227 138V139H226ZM253 138H255V139H253ZM257 138V139H256ZM2 139H3V142L1 143V141H2ZM13 139H15V140H13ZM19 139V140H18ZM63 139V142L65 143V140ZM83 139V140H82ZM98 139V140H97ZM108 139V140H107ZM114 139V140H113ZM135 139V141H133ZM138 140V142H137V140ZM146 139H147V141H146ZM160 139V140H159ZM164 139V140H163ZM169 139V140H168ZM210 139V140H209ZM216 139V140H215ZM234 141L235 140V142H234V144H235V146L237 147V146H240L239 148L237 147H235V146H232V145H234L233 144V142L231 141ZM234 139V140H233ZM103 140H105V141H103ZM113 140V141H112ZM128 140V141H127ZM142 140V141H141ZM143 140H145L146 142H144ZM150 140V141H149ZM162 140H163V142H162ZM173 140V141H172ZM189 141L190 140V143H191V145H192V149L190 150V151H188V155L186 156V155H184L183 156V158H182V155L180 156V155H178V153H177V151H179V149L181 148V147H179V145H180V142L182 141V143H181V145L183 144V141ZM196 140V141H195ZM217 140L219 141V142H217ZM224 140V141H223ZM229 140H230V142H229ZM237 140H239L238 142H236ZM249 140V141H248ZM252 140H254V141H252ZM258 140H260V141H258ZM263 140V141H262ZM11 141H13V142H11ZM16 141V142H15ZM48 141V142H47ZM130 141V143L133 145H131L130 143H128ZM151 141H153V142H155V141H157V142H155V143H153V142H151ZM194 141H195V143H194ZM255 141H258V142H255ZM262 141V142H261ZM15 142V143H14ZM17 142H19V144L17 143ZM32 142H33V144H32ZM107 142H109V143H107ZM114 142V143H113ZM141 142V143H140ZM144 142V143H143ZM149 142V143H148ZM159 142H161V143H159ZM165 142H167L166 144H167V146L165 145ZM174 142V143H173ZM178 142V143H177ZM209 142L210 143H212V142H214V144L212 143V145H214V146H211V144L209 145ZM217 142V143H216ZM221 142V143H220ZM225 142V143H224ZM227 142V143H226ZM232 142V143H231ZM240 142H242V143H240ZM255 142V143H254ZM9 143H12V145L11 144H9ZM21 143H22V141H21ZM31 143V145H29ZM69 143V142H68ZM134 143V144H133ZM147 143H148V145H151L150 147H148V145H147ZM171 143H173V144H171ZM228 143H231L230 145L228 144ZM237 143H238V145H237ZM252 143H254V144H252ZM257 143V144H256ZM258 143H259V146H258ZM40 144V145H39ZM102 144V146H105V148H106V150H105V155H104V157H103V155H102V152L100 151V150H98L99 148V146ZM111 146V148H109L110 146ZM113 144V145H112ZM142 144H146L145 145V147H143V148H141L142 147ZM157 144V145H156ZM159 144H162V145H159ZM169 144V145H168ZM194 144V145H193ZM217 145V148H216V145ZM223 144V145H222ZM227 144V145H226ZM243 144V145H242ZM245 144H247L246 146H245ZM38 145V146H37ZM137 145H139V146H137ZM141 145V146H140ZM155 147H154V146ZM163 145H165V147L163 146ZM226 145V146H225ZM242 145V146H241ZM252 145H254L255 146V148H253L254 146H252ZM258 147H257V146ZM18 146H20V148L18 147ZM28 146V147H27ZM37 146V147H36ZM109 146V147H108ZM153 146V147H152ZM158 146V147H157ZM161 146V147H160ZM171 146V147H170ZM174 147V149H173V147ZM229 146V147H228ZM233 147V149L231 148V147ZM35 147V148H34ZM48 147H49V149H48ZM94 147H97V148H94ZM123 147V148H122ZM136 147L139 149V151H138V149H136ZM160 147V148H159ZM168 147V148H167ZM179 147V148H178ZM210 147H212L213 148V151L215 152V153H213V151L212 150H210V149H212V148H210ZM221 147V148H220ZM226 147V148H225ZM234 147H235V149H234ZM250 147V148H249ZM257 147V148H256ZM39 148V149H38ZM47 149V151L45 150V149ZM94 148V149H93ZM109 148V149H108ZM122 149V150H120V151H118V149ZM125 148V149H124ZM134 148V150H131V149H133ZM147 148V149H146ZM150 148V149H149ZM155 148H156V150H155ZM166 148V149H165ZM176 148H178L177 149V151H175V149ZM196 148V149H195ZM253 148V149H252ZM260 148H263V149H261L260 151H259V149ZM44 149V150H43ZM60 149V150H59ZM114 149V150H113ZM117 149V150H116ZM144 149H146L145 150V153H144ZM153 149V150H152ZM157 149H158V152L160 151H162L161 149H163V155L165 154L166 156H169V158L168 157H166V156H164V158H163V156L161 155L162 154V152H161V154L160 153H158L157 152V154H156V152H153V151H157ZM165 149V150H164ZM172 149H173V151H174V153H176L177 155H175L174 153H172ZM220 149H223V150H220ZM226 149V150H225ZM232 149V150H231ZM15 150V149H14ZM13 150V151H14ZM16 150H15V152H16ZM26 150V151H25ZM38 150H39V155H41V157L43 158V159H41V157L38 155ZM42 150V151H41ZM49 150V151H48ZM96 150V151H95ZM110 150H111V153H112V155H110ZM193 150V151H192ZM209 150V151H208ZM219 150V151H218ZM227 151V153H232L231 155H230V153L228 154V155H226L227 153H225V151ZM253 150H256V152L254 151V153H253ZM11 151V152H10ZM34 151V152H33ZM37 151V152H36ZM41 151V152H40ZM46 151V152H45ZM62 151V152H61ZM99 151V153L100 154H98L97 152ZM133 151V152H132ZM137 152V153H135V152ZM148 153H147V152ZM169 151V152H168ZM211 151H212V154H211ZM224 151V153H221V152H223ZM43 152H45L46 154H45V156H43L44 154H43ZM48 152H49V154H51L52 155V153H55V154H53L52 155V159H47L46 157H51V155H49L48 154ZM61 152V153H60ZM122 152H123V154H122ZM130 152V153H129ZM138 152L140 153L141 152V154H138ZM149 152H150V154H149ZM199 152V151H198ZM197 152V153H198ZM17 153V152H16ZM26 153V154H25ZM63 153V155H61ZM107 153V154H106ZM125 153V154H124ZM146 153L147 154H149V155H151V156H149V155H146ZM154 153V156L152 155V154ZM170 153L172 154L171 156H170ZM196 153V154H197ZM218 153V154H217ZM109 154V155H108ZM117 154V155H116ZM128 154V155H127ZM133 154H135V155H133ZM137 154V155H136ZM161 155V156H156V155ZM220 154V155H219ZM223 154H225V155H223ZM28 157H27V156ZM46 155H48V156H46ZM68 155V156H67ZM100 155H102L101 157H99ZM123 155V156H122ZM126 155V156H125ZM131 155V156H130ZM143 156L144 158H146V159H143V157H141V156ZM145 155H146V157H145ZM27 158V160L25 159H22V158ZM62 156V157H61ZM108 156V157H107ZM111 158H110V157ZM125 156V157H124ZM128 156V158H126ZM133 156V157H132ZM134 156H135V158L136 159H138V160H136L135 158H134ZM137 156H138V158H137ZM147 156H149L148 158H147ZM155 156H156V159H157V157L158 158H160V160L159 159H157V160H155ZM177 156V157H176ZM230 156V157H229ZM31 157V158H30ZM38 157V158H37ZM45 157V158H44ZM64 157V158H63ZM119 157V158H118ZM121 157V158H120ZM131 157V158H130ZM151 157V158H150ZM173 157V158H172ZM180 157V158H179ZM217 157V158H216ZM54 158V159H53ZM102 159V162H101V159ZM106 158V160H104ZM110 160H109V159ZM168 159V161H167V159ZM175 158V159H174ZM178 158V159H177ZM218 158H221V160H222V162L220 163V159H219V161H217L218 160ZM228 158V159H227ZM22 159V160H21ZM70 159V160H69ZM117 159V160H116ZM120 159V160H119ZM128 159V160H127ZM131 159V160H130ZM148 159H150L149 161H148ZM172 159V160H171ZM176 159H177V162H176ZM179 159H184V160H180L181 162H183V163H181L180 161H179ZM24 160V161H23ZM33 160V161H32ZM37 160H39V161H37ZM107 160H108V162H107ZM112 160V161H111ZM120 162H119V161ZM127 160V161H126ZM132 160H134L133 162H132ZM142 160V161H141ZM147 160V161H146ZM161 160H163V161H161ZM165 160H166V162H165ZM169 160L171 161V162H169ZM175 160V161H174ZM224 160H226V161H224ZM26 161V162H25ZM36 161V162H35ZM43 161V162H42ZM69 161H71V158H68V167H66V168H64L65 170H62V172H64V173H62V180H64L63 182L64 183H67L68 182V184H69V182H70V177L72 178V176H73V171L71 172L70 170H72V162H69ZM87 161H88V163H87ZM103 161H105V162H103ZM116 161V165L114 164V162ZM119 163H118V162ZM122 161V162H121ZM131 161V162H130ZM136 161V162H135ZM153 161V162H152ZM157 162V164L158 165H156V162ZM159 161H161L160 162V164H159ZM179 161V162H178ZM224 161V162H223ZM23 164H21V163ZM27 162H28V164L29 165H31L32 164V166H33V164H34V167L32 168V166H29V165H25V164H27ZM31 162V163H30ZM37 162L38 163H41V164H37ZM90 162V163H89ZM92 162V163H91ZM95 162V163H94ZM108 164H107V163ZM111 162H112V164H111ZM124 162H126V163H128L129 164V162H130V166H127V165H124V164H126V163H124ZM147 164H146V163ZM148 162H151V163H148ZM154 162H155V164H154ZM175 162V163H174ZM9 163V164H8ZM47 164V166H45L44 164ZM86 163H87V165H86ZM105 163V165H107V167H108V170H106V167H105V165H103ZM132 163H133V165H134V167H133V165H132ZM136 163V164H135ZM139 163H141V164H143V163H145V165L146 166H144V165H142V166H140L141 164H139ZM153 163V164H152ZM165 163V164H164ZM168 163V164H167ZM180 163V164H179ZM223 163H225L224 164V166L222 165L221 166V164H223ZM90 164V165H89ZM118 164H119V167H118ZM122 164V165H121ZM148 164H150V165H148ZM179 164V165H178ZM182 164V165H181ZM183 164H185L184 165V167H182L183 166ZM218 164H220L219 166H217ZM227 164V165H228ZM20 165V166H19ZM23 166V168H21L22 166ZM71 165V166H70ZM103 165V166H102ZM109 165V166H108ZM132 165V166H131ZM148 165V166H147ZM152 165V166H151ZM155 165H156V167H155ZM161 165H162V167H161ZM169 167H168V166ZM177 165V166H176ZM213 165H214V167H213ZM11 166V167H10ZM18 166V167H17ZM25 166V167H24ZM36 166V167H35ZM86 166V167H85ZM92 166H94V167H92ZM117 167V169L115 168V167ZM154 166V167H153ZM160 166V167H159ZM176 166V167H175ZM10 167V168H9ZM20 167V168H19ZM31 167V168H30ZM101 167V168H100ZM121 167V168H120ZM124 167V168H123ZM132 167V168H131ZM140 167H142V168H140ZM147 167H148V169H147ZM152 167V168H151ZM166 167V169H164ZM172 167V168H171ZM212 167H213V169H212ZM215 167L217 168V167H219V169H218V171L216 172V175H218V180L221 178V180H219V181H217V182H215L216 184H210V185H207V187L204 185L205 183H206V180L205 179H208L209 178V176H211L212 175V170L214 171L215 170ZM221 167H225V168H223V169H221ZM17 168V169H16ZM27 168H29V169H27ZM42 168V169H41ZM68 168V170L66 171V169ZM95 168V169H94ZM97 168V169H96ZM103 168L107 171H103ZM111 168H113V169H111ZM123 168V169H122ZM137 168H138V170H141V171H138L137 170ZM146 168V169H145ZM157 168V169H156ZM163 168V169H162ZM167 168H169L170 170V172L168 171V169ZM176 168H177V170H176ZM181 168V169H180ZM186 168V169H185ZM16 169V171H14V170ZM20 169V170H19ZM100 169V170H99ZM102 169V170H101ZM122 170V172H121V170ZM126 169V170H125ZM132 169V170H131ZM143 169V170H142ZM153 169V170H152ZM161 169V170H160ZM172 169V170H171ZM10 170H12V172L14 173H12L11 174V171ZM93 170H94V173H93ZM120 170V171H119ZM135 172H134V171ZM159 170V172H156V171H158ZM167 170V171H166ZM174 170V171H173ZM178 172V173H180L179 175H178V173L176 172V171ZM192 170V171H191ZM222 170H224L223 171V173H222ZM10 171V173H8ZM19 171V172H18ZM102 171V172H101ZM111 171V172H110ZM155 171V172H154ZM163 171V172H162ZM184 171V172H183ZM206 171H208V173L206 172ZM22 172V171H21ZM120 172V173H119ZM124 172V173H123ZM128 172V173H127ZM132 172H134V173H132ZM141 172V173H140ZM148 172V173H147ZM152 172V174H150ZM167 172H168V174H167ZM174 172V173H173ZM186 172V173H185ZM188 172H189V174H190V172L191 173H193L192 175L190 174V176H189V174H188ZM204 172H205V174H204ZM210 172V173H209ZM219 172H221V174L219 175ZM16 173V174H15ZM105 174V176H102V174ZM117 173V174H116ZM130 173H131V175H130ZM136 173V174H135ZM147 173V174H146ZM154 173V174H153ZM163 173V174H162ZM184 173V174H183ZM22 174V175H21ZM27 174V173H26ZM127 174H129V175H127ZM140 174H141V179H139L140 178ZM142 174H144V175H142ZM146 174V175H145ZM159 174V175H158ZM175 174V175H174ZM182 174V175H181ZM187 174H188V176H187ZM7 175H9V176H7ZM11 175V176H10ZM15 175V176H14ZM28 175V174H27ZM100 175L102 176L101 178H100ZM127 177H126V176ZM133 175H135V176H133ZM149 175H151L150 177H149ZM14 176V177H13ZM107 176H108V179H107ZM121 178H120V177ZM133 176V177H132ZM137 176V177H136ZM144 178H143V177ZM161 176V177H160ZM169 176V177H168ZM206 178H205V177ZM9 178V181H12V182H10V184H9V182L7 181V179ZM16 177V179H14ZM21 177V178H20ZM28 177V176H27ZM65 177V178H64ZM67 177V178H66ZM117 177V178H116ZM123 177V178H122ZM126 177V178H125ZM130 177H132V178H130ZM154 177V178H153ZM163 177H164V179H163ZM180 177V178H179ZM2 178V179H1ZM13 180H12V179ZM18 178H19V181H18ZM69 178V181L67 180ZM104 178H106V179H104ZM119 178V179H118ZM129 178V179H128ZM153 178V179H152ZM184 178V179H183ZM186 178H188V179H186ZM190 178V179H189ZM11 179V180H10ZM45 179V178H44ZM133 179V180H132ZM1 180H3V182L1 181ZM15 180H17V182L15 181ZM119 180H120V182H121V180H122V182L120 183L119 182ZM125 180H126V182H127V184H126V182H125ZM138 180H139V182H138ZM171 180V181H170ZM186 180V181H185ZM194 180V181H193ZM204 180V181H203ZM167 181V182H166ZM195 181H197L198 182V185H197V183H192V182H195ZM248 183H246V182ZM16 182V183H15ZM104 182V183H105ZM111 182V183H110ZM118 182V183H117ZM133 182H134V184H133ZM151 182V183H150ZM155 182V183H154ZM156 182H158V183H156ZM165 182V183H164ZM181 182V183H180ZM184 182H185V184H184ZM205 182V183H204ZM219 182V183H218ZM222 182V184H221V187H220V183ZM125 183V184H124ZM136 183V184H135ZM145 183H147V184H145ZM254 183V184H253ZM131 186H130V185ZM150 186H149V185ZM155 184V185H154ZM177 184V185H176ZM193 184H194V186L195 187H193ZM196 184V185H195ZM242 186H241V185ZM246 184V185H245ZM252 184V188H254V189H252L251 188V185ZM256 184V185H255ZM118 185V186H117ZM124 185V186H123ZM129 185V187H127ZM143 185V186H142ZM146 185H148V186H146ZM188 185H190V187L188 186ZM201 185V186H200ZM202 185L203 186H205V187H202ZM218 185V186H217ZM239 187H238V186ZM109 186H110V188H109ZM120 186H121V188H120ZM145 186V187H144ZM151 186H153V187H151ZM156 186V187H155ZM212 186V187H211ZM213 186H214V188H213ZM216 186H217V188H216ZM243 186H245V188L243 187ZM249 186H250V188H249ZM116 187V188H115ZM123 187V188H122ZM151 187V188H150ZM196 187H198V188H196ZM202 187V188H201ZM209 187H210V189H211V191H210V189H209ZM225 187V188H224ZM263 187H264V185H263ZM115 188V189H114ZM122 189V190H120V189ZM156 190H155V189ZM163 188V189H162ZM179 188V189H178ZM186 188V189H185ZM194 188V189H193ZM196 188V189H195ZM200 188H201V190H200ZM206 188V189H205ZM208 188V189H207ZM213 188V189H212ZM227 188V189H226ZM231 188V189H230ZM233 188V189H232ZM248 188V189H247ZM109 189V190H108ZM117 189V190H116ZM129 189V190H128ZM140 189V190H141ZM193 189V190H192ZM217 189H219L220 191H218ZM245 190V192H244V190ZM111 190V191H110ZM113 190H115V192H116V194H115V192L113 191ZM127 190L129 191V192H127ZM192 190V191H191ZM198 190H200V191H198ZM206 191V190H208V191H206V192H203V191ZM213 190H216V191H213ZM229 190V191H228ZM233 190V191H232ZM251 191L252 190V192L250 193V192H248V191ZM256 190V191H255ZM121 191V192H120ZM157 191V192H156ZM194 191V192H193ZM196 191V192H195ZM212 191H213V193H212ZM223 191V192H222ZM238 191V192H237ZM248 193H247V192ZM262 191V192H261ZM120 192V193H119ZM123 192V193H122ZM124 192H126V193H124ZM142 192V193H143ZM146 192H149V193H146ZM167 192V193H166ZM188 192H190V194L192 193V195H190ZM198 192V193H197ZM200 192V193H199ZM217 192H218V194H217ZM226 192V193H225ZM230 192V193H229ZM233 192H235L234 194H233ZM237 192V193H236ZM241 192V193H240ZM256 192V193H255ZM258 192H260V193H258ZM113 193V194H112ZM154 193V194H153ZM178 193V194H177ZM195 193V194H194ZM197 193V194H196ZM204 193V194H203ZM220 193V194H219ZM225 193V194H224ZM232 193V194H231ZM246 193V194H245ZM253 193V194H252ZM148 194V195H147ZM188 195V197H186L187 195ZM194 194V195H193ZM204 196V197H206L207 196V194H208V196H207V198H204L202 195ZM205 194H206V196H205ZM211 194V195H210ZM238 194L239 195H241L242 196V194H243V196H242V198H241V196L239 197L238 196ZM245 194V195H244ZM255 194V195H254ZM257 194V195H256ZM263 194V195H262ZM142 195V196H141ZM150 195V196H149ZM155 197H154V196ZM159 195V196H158ZM162 195V196H161ZM165 195H166V197H165ZM197 197H196V196ZM215 195H217L218 197L216 198V200L214 199V196ZM223 195H225V196H223ZM233 195H234V197H233ZM252 195H254V196H252ZM153 196V197H152ZM193 196V197H192ZM251 197V198H249V197ZM260 196L262 197L263 196V198L262 199H260ZM120 197V198H121ZM138 197H142L141 199L140 198H138ZM165 197V198H164ZM199 197V198H198ZM202 197V198H201ZM238 197V198H237ZM119 198V199H120ZM137 198H138V201H140V202H138L137 201ZM145 198V199H144ZM154 198H155V200H154ZM164 198V199H163ZM187 198V199H186ZM194 198H196L195 200H192V199ZM209 198V199H208ZM213 198V199H212ZM224 198H225V200H224ZM234 198V199H233ZM239 198H241V201H240V199ZM243 198H245V200L243 199ZM79 198L78 197H74V199H72V201H71V203L73 204V205H76L77 203L76 202H78L77 200H78ZM153 199V200H152ZM167 199V200H166ZM199 199H200V201H199ZM230 199V200H229ZM239 199V200H238ZM251 199V200H250ZM76 202H75V201ZM116 200V201H117ZM180 200V201H179ZM185 200V202H183ZM192 200V202L194 203H192V202H190ZM213 200V201H212ZM235 200V201H234ZM244 200V201H243ZM248 200L249 201H252L251 202V204L248 202ZM254 200V201H253ZM75 203H74V202ZM121 201V199L120 200H118V202H120ZM124 201V200H123ZM126 201V200H125ZM143 201V202H142ZM144 201H145V203H144ZM150 201L152 202V203H150ZM174 203H173V202ZM204 201V202H203ZM210 201V202H209ZM242 201H243V203H242ZM48 202L49 201H47V203H46V201H43V203H44V205L45 204H48ZM181 202V203H180ZM197 202V203H196ZM209 202V203H208ZM215 202H217V203H215ZM231 202V203H230ZM234 204H233V203ZM239 204H238V203ZM246 202H248V203H246ZM260 202L262 203V204H260ZM141 203V206L139 205ZM145 204V205H143V204ZM148 203V204H147ZM151 205H150V204ZM160 203V204H159ZM223 203H225V204H223ZM241 203V204H240ZM146 204H147V206H146ZM157 204V205H156ZM163 204V205H162ZM184 204V205H183ZM203 204H205V205H203ZM227 204V205H226ZM230 204V205H229ZM236 204H238V205H236ZM242 204H243V207H242ZM249 204V205H248ZM49 206H44L45 207V209H47L46 211H48V212H46V211H44V216H46L45 217V219H46V221L48 222H51V225L52 224H54L53 222H55L54 220H55V213L57 212V211H51V207H50V204H48ZM149 205H150V207H149ZM176 205V206H175ZM178 205V206H177ZM229 205V206H228ZM239 205L241 206V209H240V207H239ZM245 205V206H244ZM36 206V205H35ZM34 206V207H35ZM138 206H140V208L143 206L147 211H149V209H150V212H151V210L152 211H154V212H147L146 213V210H144V208L142 207V210H140L139 209V207ZM153 206V207H152ZM154 206H155V209L157 210L158 209V207L160 208V209H162V210H160V212L159 211H157L158 213H156V211H155V209H154ZM164 206H166V207H164ZM173 206V207H172ZM217 206V207H216ZM228 206V207H227ZM233 206V208L234 209H232L231 207ZM247 206V207H246ZM147 207H148V209H147ZM162 207V208H161ZM167 207H168V209H167ZM175 207H176V210H175ZM190 207H192V208H190ZM261 207H263V208H261V210H260V208ZM152 208V209H151ZM189 208V209H188ZM198 208V209H197ZM215 210H214V209ZM230 208V209H229ZM251 208V209H250ZM259 208V209H258ZM44 209V210H45ZM99 210H102V207H100V208H98ZM163 209H164V211H163ZM170 209V210H169ZM190 209H191V212H190ZM248 209V210H247ZM53 210H55V208H53ZM159 210V209H158ZM169 210V211H168ZM182 210V211H181ZM192 210L195 212H192ZM200 212H199V211ZM211 210V211H210ZM225 210V211H224ZM234 210V211H233ZM243 210V211H242ZM245 210H247V212H245ZM142 211V212H141ZM143 211H145V214L143 213ZM173 211H175V215H174V217L172 216V214L174 213ZM180 213L179 215H178V212ZM198 211V212H197ZM203 211V212H202ZM206 211H207V213L209 214H207L206 213ZM221 211H223V212H225V215H224V217H223V212H221ZM231 211H232V213H231ZM55 212V213H54ZM167 212V213H166ZM183 212V213H182ZM190 212V213H189ZM205 212V213H204ZM211 212V213H210ZM226 212H227V215H228V213H230L229 214V216H227L226 215ZM245 212V213H244ZM259 212H261V214L259 213ZM9 214L8 215H12V212H8ZM30 213H32V214H30ZM50 213V214H49ZM143 213V214H142ZM150 213V214H149ZM184 213H187L188 215H186V214H184ZM191 213H193L192 214V216H190L191 215ZM201 213V214H200ZM219 213H220V215L222 214V216H219ZM241 213V214H240ZM34 213L31 211H29V213H26V214H23L24 216H21L22 218H18V220L19 219H21V220H19V222H22L21 224L23 225V224H25V225H23V226H27V225H29V221H31V220H33L34 219V215H33ZM48 214V215H47ZM52 214V215H51ZM75 215H73V216H71L70 218H72V220H70V218L68 219V222L67 223H64L63 224V226H62V228H63V231L64 230H68V232L66 231H64V233H63V231H61L62 232V234H58V233H56V244L55 243H53V241L50 239H47V240H45V242H44V245H46L47 243H48V240H49V242L51 243H48L49 244V246L48 245H46L45 247H46V249H48V250H52V252L54 253H52L54 256L55 255H60L61 253H60V251H62V249H64L63 251H62V255H64V257L61 255L60 256V258H63V259H65V257H66V260H67V258H68V264H81L79 261H80V255L81 254H86V253H88V254H93V253H96V252H102V253H104V254H106L107 255V257L109 258V260L112 262L113 260L112 259H114L115 258V256H116V252H114V251H116L115 250V245L114 244H112V241L107 237V236H103L102 238H100V240L98 239V241H96L95 240V243L96 242H98V243H96L97 244V248H94V247H96V244H93L94 243V241H92V243H91V238H92V234H93V236H94V234H95V231L97 232V230H98V227H96L97 226V224H95V226H92L94 229H92V227H90L88 230H84L83 231V227H81L80 225H78V224H75V221L77 220V218H79V215L77 216V214H78V212L76 211L75 213H74ZM161 214V215H160ZM166 214H169L168 216L166 215ZM177 214V215H176ZM182 214H184V215H182ZM197 214V215H196ZM199 214H200V216H199ZM215 214V215H214ZM216 214H218V215H216ZM241 216H243V215H245L244 216V219H242L243 217H241ZM249 216H248V215ZM25 215H27V217H25ZM150 215V216H152V217H148V216ZM154 215V216H153ZM156 215V216H155ZM203 217H202V216ZM210 215H213V216H210ZM231 215V216H230ZM257 215L259 216L258 218H257ZM51 216H53V219H52V217ZM159 216V217H158ZM164 216V217H163ZM176 216H179V217H176ZM181 216V217H180ZM196 216L198 217V218H196ZM206 216V217H205ZM210 216V217H209ZM218 216V217H217ZM240 216V217H239ZM262 216V217H261ZM29 217V219H27ZM30 217H33V219L32 218H30ZM77 217V218H76ZM161 217L163 218L162 219V221H166V223L167 224H165V222H162V224H160L161 223ZM167 217H169V218H167ZM186 217H188V219H189V217H190V219H192V220H190V221H188V219L186 218ZM194 217V218H193ZM204 217H205V219H204ZM215 217H217L218 218V220L215 218ZM232 217H233V219H232ZM238 217V218H237ZM24 218V219H23ZM26 218V219H25ZM49 220H48V219ZM73 218H75V219H73ZM148 218V219H147ZM165 218V219H164ZM177 219V221H176V219ZM185 218H186V220H185ZM202 218V219H201ZM209 218H211L213 221L216 219V221H218L219 222V219H220V225L221 224H223V227H227V230H229L228 228H230V226H233L234 225V223H235V228H237V230L240 232V230L242 231V233L240 232H238V235H240V234H242V235H240V236H237V237H239V239H241V241L238 239V238H235V239H232V240H229V237H227V233L228 232H225V231H227L226 230V228L224 229L223 227H222V225H221V227L223 228H220L219 229V233L218 232H216V231H214L212 228H210L209 226V224H210V222H212V220H209ZM223 218V219H222ZM228 218H230V219H228ZM237 218V220L238 221H236L235 219ZM250 218V220H248ZM170 219H171V221H172V223H171V221H170ZM179 219V220H178ZM195 219H197V220H195ZM205 221H204V220ZM208 219V220H207ZM239 219H241V221L239 220ZM250 222H248L247 220ZM258 219V220H257ZM261 219H263V220H261ZM158 220V221H157ZM169 220V221H168ZM200 220H202V221H200ZM222 220V221H221ZM225 220H227L228 222H229V224H227L228 222L227 221H225ZM232 220H235V221H232ZM25 221H27L26 223H25ZM74 221V223L72 224V222ZM153 221V220H152ZM160 221V222H159ZM184 221V222H183ZM224 221V222H223ZM18 222V221H17ZM17 223V224H19V225H21L20 223ZM71 222V223H70ZM177 222V223H176ZM182 222V223H181ZM188 222H191V223H188ZM193 222V223H192ZM196 223V225H197V227L198 228H195V223ZM205 222H206V224L208 223V225H206L205 224ZM234 222V223H233ZM240 222V223H239ZM241 222H243V223H241ZM76 223H77V221H76ZM166 225H164V224ZM176 223V224H175ZM179 223H180V225H179ZM185 223H187V226H186V224ZM198 223H200V224H198ZM224 223H226V224H224ZM233 223V224H232ZM66 224V225H65ZM69 224V225H68ZM172 224V225H171ZM183 224H185V226H182ZM190 224H192V226H190ZM240 224H242L241 225V228L239 227L240 226ZM21 225V226H22ZM72 225H73V227H72ZM75 225H77V226H75ZM169 225H171V226H169ZM179 225V226H178ZM195 225V226H194ZM199 225V226H198ZM201 225V226H200ZM204 225V226H203ZM228 225V226H227ZM230 225V226H229ZM245 225V226H244ZM246 225L248 226V227H250L251 228V230L249 229V228H246V229H244L245 227H246ZM250 225V226H249ZM252 225V226H251ZM174 226H176V227H174ZM180 226H182V227H184V229L182 228V227H180ZM208 226V227H207ZM234 226H233V228H234ZM243 226V227H242ZM75 227H77V228H75ZM79 227V228H78ZM171 227V228H170ZM172 227H174V228H172ZM186 227H188L187 228V231L185 230L186 229ZM191 227H192V230L190 231L189 230V228L191 229ZM207 227V229H205V228ZM258 227V228H257ZM66 228H68V229H66ZM199 228H202L204 231H206V233L204 232V231H202V229H199ZM232 228V227H231ZM230 228V229H231ZM82 229V230H81ZM91 229V230H90ZM96 229V230H95ZM183 229V230H182ZM199 229V230H198ZM210 229V230H209ZM254 229V230H253ZM263 229V230H262ZM62 230V229H61ZM171 230V231H172ZM185 230V231H184ZM190 232H189V231ZM195 230V231H194ZM221 230H223V232L221 231ZM244 230H246V231H244ZM257 232H256V231ZM88 231V232H87ZM192 231H193V233H196V236L192 233ZM199 231H200V235H199ZM202 231V232H201ZM214 231V232H213ZM252 233H251V232ZM253 231H255V233H253ZM81 232V233H80ZM84 234H83V233ZM210 232H212V233H210ZM225 232V233H224ZM251 233V235L252 236H250V233ZM86 233V234H85ZM90 234V236H89V234ZM187 233V235H185ZM192 233V234H191ZM198 233V234H197ZM208 233H210V234H208ZM214 233V234H213ZM220 233H223V234H220ZM58 234V235H57ZM67 234V235H66ZM81 234H83L82 236H81ZM88 234V235H87ZM213 234V235H212ZM220 235H226V236H220L221 238H223V240L222 239H220L219 238V236ZM255 234V235H254ZM59 235H60V238H59ZM190 235V236H189ZM218 236V238L219 239H217L216 237ZM243 235H245V238H244V236ZM63 238H62V237ZM65 236V237H64ZM68 236V237H67ZM186 236H188L187 238H185ZM200 236V237H199ZM249 238H248V237ZM258 236V237H257ZM263 236V237H262ZM88 237V238H87ZM90 237V238H89ZM169 237V236H168ZM213 237L215 238V239H213ZM254 239H253V238ZM262 237V238H261ZM60 239L59 241H57L58 239ZM61 238H62V240H61ZM66 238L68 239V240H66ZM106 238V239H105ZM224 238H226V241H225V243H226V245H225V243H224ZM261 238V239H260ZM64 239V240H63ZM85 239L88 241L89 240V242H88V244H86L87 243V241H85ZM105 241V243L103 244V240ZM187 241H186V240ZM245 239V240H244ZM257 239V240H256ZM259 239V240H258ZM197 240V241H198ZM214 240V241H213ZM215 240H216V242H215ZM235 240H237V242L239 243V242H241L242 244H238L240 247H238V245H237V242L235 241ZM239 240V241H238ZM245 242H244V241ZM247 240V241H246ZM253 240V241H252ZM258 243H256L255 241ZM61 241V242H60ZM184 241H183V243H184ZM220 241H222V243L223 244H220L221 242ZM231 241V242H230ZM235 241V242H234ZM259 241V242H258ZM261 241V242H260ZM66 242V244H64V243ZM108 242H111L110 243V245H109V243ZM152 242H153V244H152ZM210 242V243H211ZM243 242H244V244H249V245H244L243 244ZM254 242V243H253ZM58 243H60L61 244V246H63V247H61V246H59V244ZM68 243V244H67ZM182 243V242H181ZM180 243V244H181ZM183 243H182V245H183ZM184 243V244H185ZM235 243H236V245H235ZM53 244V245H52ZM86 244V245H85ZM100 244H103L104 246L105 245H107L106 247L107 248H109V249H105L104 248V246L102 247V245H99ZM112 244V245H111ZM146 244H148L147 246L148 247H150V248H148L146 245H144L145 247L144 248H147V250L150 252L151 250L154 252V254H153V252L152 253H150L151 255L149 256V259H148V262L146 261V260H140V259H142V258H140L139 257V261L141 262V264L143 263H145V264H152V263H154L155 264V261H156V264L158 263V264H160L161 262H162V260H164L161 264H171V263H173L172 261L174 260L173 259V256L171 257V255H169V254H167L165 251H163V250H161V247H160V249L159 248H157L156 246L157 245H155L156 243H154V241H153V239L150 241V243H146ZM151 244V245H150ZM179 244V245H180ZM255 244V245H254ZM56 245H58V246H56ZM66 245V246H65ZM68 245V246H67ZM181 245V246H182ZM218 245H221V246H218ZM243 245V246H242ZM262 245V246H261ZM58 247L57 248V250H58V253H57V250H56V247ZM81 246H82V248H81ZM84 246H86V247H88V248H85ZM91 246V247H90ZM94 246V247H93ZM101 247V249H99V247ZM109 246V247H108ZM184 246L185 245H183L182 247V250H184ZM260 246H261V248H260ZM48 247V248H47ZM54 249H52V248ZM111 247V248H110ZM154 247V248H153ZM219 247V248H218ZM223 247V248H222ZM62 248V249H61ZM67 248V249H66ZM93 248H94V250H93ZM158 250H157V249ZM220 248H222L221 250H222V256H221V254H219V253H221V250H220ZM228 249V250H226V249ZM263 248V249H262ZM66 249V250H65ZM79 249H81L80 251H79ZM87 249V250H86ZM92 250V252L90 251V250ZM96 249H97V251H96ZM113 251H112V250ZM150 249V250H149ZM156 251H155V250ZM225 249V250H224ZM104 250V251H103ZM217 252H216V251ZM218 250H220V252L218 251ZM231 250H233V251H231ZM240 250V251H239ZM225 253H224V252ZM227 251H228V253H227ZM246 251V252H245ZM56 252V253H55ZM75 252V253H74ZM86 252V253H85ZM107 252H109V253H107ZM155 252H157V254L155 253ZM161 252V253H160ZM213 252H215V254L213 253ZM230 252V253H229ZM60 253V254H59ZM111 253V255H109ZM235 253V254H234ZM75 254V255H74ZM79 254V255H78ZM113 254H114V257L112 258V256H113ZM160 254V255H159ZM219 255V257H218V259H217V256ZM237 254V255H236ZM240 254V255H239ZM76 255H78V257L75 259V257H76ZM110 257H109V256ZM152 255L153 256H155V257H152ZM160 257H159V256ZM226 255H229V256H226ZM231 255V256H230ZM69 256V257H68ZM75 256V257H74ZM237 256V257H236ZM56 258L57 257H59V256H55ZM151 257H152V259H151ZM167 257V258H166ZM221 257V258H220ZM224 257H226V259L224 258ZM227 257H230V259L229 258H227ZM234 257V258H233ZM241 257V258H240ZM1 258V257H0ZM69 258H70V260H69ZM112 258V259H111ZM158 258V259H157ZM233 258V259H232ZM245 258V259H244ZM76 261H75V260ZM79 259V260H78ZM155 259V260H154ZM168 259V260H167ZM170 259V260H169ZM172 259V260H171ZM220 259V260H219ZM222 259H224V260H222ZM0 260H2V259H0ZM230 260V261H229ZM72 261V262H71ZM74 261V262H73ZM168 261V262H167ZM2 262V263H1ZM0 263L1 264H4L3 263V261H1ZM121 262V261H120ZM140 262H138V264H140ZM152 262V263H151ZM166 262V263H165ZM225 262V261H224ZM199 262H196V263H194V264H198ZM55 264V263H54ZM120 264V263H119ZM121 264H127V262H121ZM206 264V263H205Z\"/></svg>",
    "mask_w": 264,
    "mask_h": 264
}]
</instances>
